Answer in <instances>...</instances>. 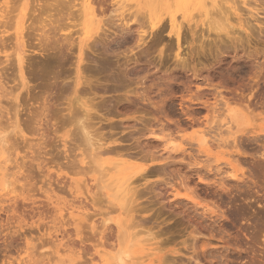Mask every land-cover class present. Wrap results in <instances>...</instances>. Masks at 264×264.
I'll use <instances>...</instances> for the list:
<instances>
[{
	"label": "bare ground",
	"instance_id": "bare-ground-1",
	"mask_svg": "<svg viewBox=\"0 0 264 264\" xmlns=\"http://www.w3.org/2000/svg\"><path fill=\"white\" fill-rule=\"evenodd\" d=\"M18 1H21L25 7V10L24 12H22V14L20 15V17L18 18L17 15H14V12L16 13V11L18 10V8H14L15 7V3L18 2ZM79 1V0H78ZM134 1V4H131L130 0H80L81 3H77V0H3L1 1L0 0V57L3 56V58L5 60H0V159L3 158L2 161H0V171L2 172V177H1V192L2 194L0 193V216H2L3 214H5L6 216L9 217V221L7 223V221H5L7 224L4 226L3 224L1 225L0 224V236L1 235H4L5 239L3 240V248H9V250L13 247H18L17 243L14 242V239L16 237H14V239H10L12 241H8V238H6L7 236V233L4 234V230H7V229H10L12 227H14L13 225L16 224V230L13 231V234L14 236L15 235H18V239L21 238V231H23V229H26V227H28V223H27V214L31 213L30 211H26L24 212L23 211H19L18 209H16L17 207L13 208V207H9L7 208V205L5 201H3L4 199H2V197H5V198H8L11 194H14L15 195V198L17 197H20L18 196V191L16 192V184H19V183H16L18 181H15V182H9L10 178L9 176L7 177V174L9 172V169L11 168L10 165L15 163L14 160H13V157H11L12 153L14 152V154H16L17 150L20 148V146L22 145V143H24L25 147L29 146L28 149H31L33 150L35 148V146H40L43 145L44 143V140L43 138L46 135H44V133H40V140H43V142H38L39 144H32L34 142H31L33 141L32 139H29L28 138V131L31 129V131H29L30 133L33 132V134L30 136H35L37 135V133L39 134L40 131H44V128L42 129L43 126V123L47 122L46 119H50L49 116H52L53 117V113L50 114V112L48 113V111H54V117L55 115L58 113V119L62 116H60V114L64 115V112L61 113V109H57L58 105H56V101L53 102L52 101V105H51V100L49 101V96L47 98V94L46 93V97H44V93L42 91V94L44 95H37L35 93H32L33 89L31 88V84L30 82H32V80L30 79H35V80H42L44 83H45V79L48 80V84H45L46 86H50V87H55L56 88V91L58 92V89H59V93H62V95L64 94H67V96H65L66 98H68V104H67V115H64L62 120L65 121L64 124H66L65 127L71 125L72 127H74V130H67L65 131V134L62 136L63 138V143H64V148H67V141L66 139L72 137L71 139V142L73 141V139L75 138L76 140H74V142L77 141L80 142V137L78 135H81L82 138L85 139V141H87V145L89 148H91V151L93 152V156H91L93 159V163L94 161L96 162H100L101 163V157L102 155L105 156V153L109 152H113L117 154V148L115 147H107V144L105 143H102V139H98L96 140V142L94 143V139L95 138V135L92 134L89 126H86L85 123H88V125H90V127L93 125L92 124V117L91 116L94 111V109L92 108L91 105H88L89 102L87 103L88 100L86 101H83L82 100V97L80 98L79 95H82L83 93L85 95L83 96H86L87 94L89 95H94L92 94L93 92V88H92V81L93 78H95L96 76H100V77H104L105 78V81L107 82H103V83H100L102 85H100L99 87H102L103 91L102 90V93L105 92L107 94V90H108V87H113L112 88V91L111 92H115L117 91L118 92V89L120 91V88H125L126 87V84L128 81L131 80V76L134 75V69L136 71V66L137 65H140L141 63V59L142 58H147L149 55H151V51L156 48V45L157 44V41L158 43L163 41V35L166 34V36H168L170 39V42L172 41V39L174 40L175 39V42H176V48H177V51H176V55H175V58H176V66L177 68L175 67V71H177L178 69L179 70H182V72L184 71L186 74H189L190 70H192L191 66L193 67V64L190 62L189 63V60L188 58H186L185 56H182L183 53H182V46H183V42H188V36L191 37L192 39V42L190 43L191 45H193L196 41V37H197V40L199 39V36H201L202 40H204L203 38L205 37V33L204 31H206L208 33V40L210 39L211 37V34H213L215 37V39H212L211 37V42L213 43V46L210 48L211 49H207V50H212L215 49L216 52L215 55L217 54V58L220 57V62H224L222 63L223 65L226 63L225 61V57H227L229 54L231 55V53H234V60L235 62L233 64H227V66L225 68H222L221 66V71L220 73H217L218 75H216L217 77L214 76V78L210 77V79L208 78H205V81H204V85H196L197 86V92L193 95H190V97H185V100H188L190 103L192 104H200L202 107H204L205 109L208 108V110H210V105H213V107H211V110L212 108H215V107H218L219 105L222 106V108L224 109L223 113H224V120L226 121V125L228 126L227 129L229 130L228 132L230 133L231 130H236V133H231L230 135V138H233V141L231 142L230 140L227 139V136L226 139L228 140L226 144H231L232 143V148L233 150L236 149L235 153L234 154H237L239 156H243V158L245 156H251L250 159L252 158V160L250 161V163L252 164V168L250 167V173L249 176V181L251 180L255 186H258V188H264V185L260 184L261 182L263 183L264 182V116L260 119H262V123L261 125L259 126V130L255 129L254 128H250V129H247L248 127V115H250L252 112V105L253 106H257V104L259 103V105H261L262 109H264V86L261 84V81L262 79H264V64L263 63H255L256 59L259 61L258 57L261 56V53L264 52V48L262 47V52L260 53L259 51H261L259 48V46L257 47L256 46H253L252 44V39H254V41L256 40V42H261L262 40L264 41V23L262 24L260 22V17L258 19V15H259V11L260 9H256V8H250L249 6H247L249 8V11H253V12H250V15H251V18H254V20H252L253 22H255L257 25H258V31L256 30V27H254L253 23L249 22L251 21L249 19H244L243 18V14H241V8L240 6H246V5H249L250 3H248L249 1L247 0H210L209 2L207 0H132ZM253 1V0H252ZM255 3H260L259 5L260 6H263L262 8H264V0H254ZM14 3V4H12ZM77 3V4H76ZM17 4V3H16ZM107 5H111L110 9L109 6ZM251 6V5H250ZM255 6V4H254ZM19 7V6H18ZM107 7V8H106ZM116 7V8H115ZM259 7V6H258ZM257 7V8H258ZM110 10H109V9ZM260 8V7H259ZM15 9V11L13 10ZM251 9V10H250ZM110 12H109V11ZM196 10H198V12H196L195 14H193ZM245 10V9H244ZM263 10V9H262ZM109 13H108V12ZM246 11V10H245ZM248 11V10H247ZM30 13V14H29ZM261 13V12H260ZM247 14V13H246ZM245 15V14H244ZM261 16V14H260ZM27 17L28 19L31 21L29 25H26L28 23H26V20H27ZM203 26V27H206L205 30H203L201 32V34L199 36H196L197 33H198V30L199 29L198 27V24H200ZM252 25H251V24ZM146 28H148L146 30ZM114 29V30H112ZM202 29V28H201ZM116 30V31H115ZM255 30L257 31L255 34ZM13 32V34L11 33ZM108 32L112 33L113 34V38L110 39V40H106L105 38H108L109 35H108ZM199 34V33H198ZM242 34V36H241ZM243 34L246 35V40H244L242 37H243ZM150 35H153L154 38L157 37V41L156 43L154 44V42L152 41L153 45H150L146 40V36H150ZM244 35V37H245ZM76 36V37H75ZM165 36V37H166ZM26 37L28 39L30 38H35V41L37 39L38 43L35 45V49L38 48V51L37 50H33L32 49V52L34 53H41L42 55L46 52H48L49 50V45L54 42H51L53 39H55V43L54 45L51 44V46L54 50V54L55 55H52V56H48L46 58H42V60L38 59L39 61H34V59H31L32 62H28V59H26L25 57V53H27L26 49L29 45V43L27 44L26 42L28 41L26 39ZM38 37V38H37ZM135 37V38H134ZM164 37V39H166ZM200 38V39H201ZM26 39V40H25ZM154 40V39H153ZM205 40L207 41V37L205 38ZM34 41V39H33ZM54 41V40H53ZM201 41V40H199ZM29 42V41H28ZM50 42V44H49ZM168 42V41H167ZM210 42V40H209ZM210 42V43H211ZM112 43H116V46L114 47H111ZM173 43V41H172ZM204 43V42H203ZM202 43V44H203ZM262 43V42H261ZM264 43V42H263ZM131 44V46L129 48H127V46H129ZM133 44V45H132ZM175 44V43H174ZM202 44L201 45V48H200V51L201 49H203V46ZM206 44V43H205ZM260 44V43H259ZM99 45H104V49L101 50L100 52V47ZM127 45V46H125ZM156 45V46H155ZM164 45V44H162ZM168 45V44H167ZM263 45V44H261ZM50 46V47H51ZM125 46L127 49H125L124 51H120L121 48ZM160 46H161V43H160ZM172 46V44H171ZM209 46V45H208ZM246 46L248 48H246ZM32 48V46H31ZM30 48V49H31ZM159 48V47H158ZM167 48V47H166ZM169 48V47H168ZM174 48V46L172 47V49ZM124 49V48H123ZM193 51L194 49L191 48ZM52 50V51H53ZM87 50H91V52H95L94 54H97L99 56H102V58L99 57V59H96L94 60V58L91 57V59H93L94 61H92V66H87V64H89V61H86L87 60V57L86 56V53H87ZM184 50V49H183ZM50 51V50H49ZM120 51V52H119ZM167 51V50H166ZM209 51V53H210ZM240 51L244 52L243 54H240ZM158 52V51H157ZM174 52V51H173ZM189 52V51H188ZM199 52V50H198ZM196 52V53H198ZM205 52V51H204ZM202 51V53H204ZM207 52V51H206ZM169 53V52H168ZM187 53V52H186ZM200 52V54H202ZM31 54V53H30ZM76 55V60L75 62H73L71 60V56L73 55ZM171 54V51L169 53V55ZM188 54V53H187ZM186 54V55H187ZM211 54H213L211 52ZM263 54V53H262ZM89 55V53H88ZM114 57L113 55H115L117 57H114L113 59H111L110 57L111 56ZM163 51L162 49H160V52H159V61H161L163 58ZM168 55V56H169ZM199 55V54H198ZM30 56V55H29ZM27 56V57H29ZM47 56V55H46ZM96 56V55H95ZM172 56V55H171ZM190 56V54H189ZM206 56V55H205ZM32 57V56H31ZM97 57V56H96ZM95 57V58H96ZM123 58V59H121ZM173 58V57H171ZM228 58V57H227ZM233 58V57H232ZM1 59V58H0ZM90 59V58H89ZM122 61H121V60ZM167 59V58H166ZM263 59V58H262ZM116 60V61H115ZM30 61V60H29ZM72 61V62H71ZM165 61V60H164ZM218 61V60H216ZM229 61V60H228ZM263 61V60H262ZM72 63L75 68H74V76L72 79H69L67 81L69 82H66L65 78L63 77L62 79V76L59 75L60 72L58 73H55V70L57 68H60L62 65H66L67 63L69 64ZM232 63V61H230ZM229 62V63H230ZM170 63V62H169ZM168 63V65H169ZM145 64V63H144ZM149 64V63H148ZM167 65V64H166ZM167 65V66H168ZM221 65V64H219ZM62 66V67H64ZM225 66V65H224ZM223 66V67H224ZM66 67V66H65ZM220 67V66H219ZM73 68V67H72ZM71 68V69H72ZM191 68V69H190ZM204 68H208L207 67H204ZM214 68V67H213ZM62 69V68H61ZM70 69V68H69ZM70 69V71H71ZM174 69V68H173ZM195 69H196V66H195ZM64 70V69H63ZM66 70V69H65ZM73 70V69H72ZM212 70V69H210ZM209 70V71H210ZM139 71V69H138ZM190 71V72H189ZM196 71V70H195ZM69 72V71H68ZM181 72V71H180ZM189 72V73H188ZM27 73L29 74V78L27 77ZM198 73V74H197ZM52 74H54V76H52ZM69 74V73H68ZM68 74L66 75L68 77ZM137 74V73H136ZM135 74V75H136ZM72 75V74H70ZM138 75V74H137ZM136 75V76H137ZM173 74L171 73V76ZM192 75L195 76L194 79H200V73L199 72H196V73H193ZM244 75V76H243ZM53 77V79L55 80L53 82V79L51 77ZM60 76V77H59ZM65 76V77H66ZM176 76V75H175ZM184 75H182L181 77H183ZM189 76V75H188ZM202 76V75H201ZM234 76L236 77L237 76V79L241 78L240 80H235ZM243 76V77H241ZM247 76V77H246ZM66 77V78H67ZM102 77V78H103ZM134 77V76H133ZM185 77V76H184ZM207 77V76H206ZM239 77V78H238ZM246 77V82L245 83V78ZM70 78V77H68ZM140 78V77H139ZM172 78H175V77H170V79L168 80V82L166 83L167 86L166 88L170 91V90H173V82H175V80L173 81ZM204 78V77H203ZM215 78H219L220 82L219 84H217L220 87H223L225 89V91L227 90L228 91V96H225L221 90L220 92H216L217 88L215 87L216 84H214L215 82L213 81ZM244 78V79H243ZM247 78H248V81H247ZM30 82H29V80ZM137 79V78H136ZM142 79V78H141ZM177 79V78H175ZM180 79V78H179ZM177 79V80H179ZM194 79H190L191 81L194 80ZM213 79V80H212ZM243 79V80H242ZM46 80V81H47ZM52 80V81H51ZM102 80V79H101ZM164 80V79H163ZM189 79H187L188 81ZM188 81L190 84H185L183 82H185L186 80L184 79L182 81V79L180 81L182 82H179L181 83L180 85H178V88L181 87V85L184 87V90H186L187 88H191L189 87V85L191 86L193 81ZM17 81H20L19 83ZM39 81V83H40ZM41 81V83H43ZM132 81V80H131ZM161 81V80H160ZM164 81H167V80H164ZM173 81V82H172ZM201 81V80H200ZM10 82L12 83H16V85H18V89L22 90L24 89L26 93L28 94H35V97L33 98L32 97H29V98H33L35 101L34 104L39 103L40 102H43L42 104H39L38 103V106H40L38 109L37 107H35L37 109L34 110L35 113L32 114V112H29L30 113V117L28 116L26 119L22 117V115L24 116L25 114L23 112L24 111V108L26 106V104L24 105L22 102L23 100L21 99V91L20 92H17L16 90H13V86L15 87V89H17L16 85L14 84L12 86V88L10 87ZM172 82V83H171ZM186 82V83H188ZM214 82V83H213ZM239 82V83H238ZM43 83V84H44ZM185 85H183V84ZM194 83H196L194 81ZM105 86H104V85ZM161 84V83H160ZM165 84V85H166ZM10 85V86H9ZM38 85V84H37ZM144 85V84H143ZM158 85V84H156ZM187 85V86H186ZM233 85V86H232ZM237 85V86H236ZM42 86V84H41ZM104 86V87H103ZM180 86V87H179ZM232 86V88H231ZM235 86V87H234ZM38 87V86H37ZM120 87V88H118ZM186 87V88H185ZM215 87V89H214ZM39 88V87H38ZM43 88H47L43 85ZM49 88V87H48ZM58 88V89H57ZM98 88V87H96ZM218 88V89H219ZM11 89V90H9ZM54 89V88H53ZM99 89V88H98ZM114 89V90H113ZM117 89V90H116ZM165 88H163L164 90ZM221 89V88H220ZM259 89L260 91L262 90L263 94H260L258 95L259 93ZM38 90V89H37ZM42 90V89H41ZM52 90V89H51ZM143 90V88H142ZM162 90V91H163ZM191 90V89H190ZM214 91L215 92V96L216 99L213 103H210V101L208 99H204L203 100V93L204 91ZM32 91V92H31ZM95 91V90H94ZM128 91V90H127ZM132 91V90H131ZM130 91V92H131ZM188 91V90H187ZM45 92V91H44ZM95 92H98V91H95ZM109 92V90H108ZM113 92V93H114ZM126 92V91H125ZM129 91L126 92V94L122 95L124 98L126 97V100H130V103L131 101L133 102V100L129 99V97L131 96H135V98H138L139 101H142V102H146L147 104H151L152 106L154 105L155 108L157 109H160L159 105H155L153 102H151V98H149L147 95L143 96L144 93L142 92V96H140L141 93H137L135 92L133 94L130 93ZM161 92V91H160ZM174 92V90L172 91ZM171 92V94H172ZM190 93L193 92V91H189ZM260 92V93H262ZM24 93V92H23ZM37 93V92H36ZM91 93V94H90ZM116 93V92H115ZM130 93V94H129ZM163 93V92H161ZM25 94V93H24ZM79 94V95H78ZM98 94V93H97ZM95 93V96L97 95ZM58 95V93H57ZM61 96V94H59ZM63 95V97H64ZM213 96V94H211ZM224 95V96H223ZM257 95V96H256ZM21 96V97H20ZM31 96V95H29ZM42 96V97H41ZM162 95L161 97V100L162 102H158V104H164L166 101L164 100L166 96ZM187 96V95H185ZM213 96V97H215ZM59 97V96H58ZM88 97V95H87ZM103 97V96H102ZM119 97V96H118ZM121 97V95H120ZM258 97V98H257ZM53 98V96H52ZM61 98V97H60ZM65 98V99H66ZM124 98H121V99H124ZM205 98V97H204ZM21 99V103H19V100ZM26 99V98H25ZM41 99H44V101H42ZM56 99L57 96H56ZM91 99V98H89ZM121 99H117L119 100V103H123L124 100H122L120 102ZM154 99V98H153ZM167 99V98H165ZM41 100V101H40ZM64 100V99H63ZM115 100V101H117ZM136 100V99H134ZM169 99H167L168 101ZM183 100V98H182ZM214 100V99H213ZM7 102L9 103V105L7 107H5V104H3L2 102ZM31 101V100H30ZM59 101V100H58ZM61 101V100H60ZM114 101V100H113ZM137 102L136 103H140V102ZM212 101V100H211ZM29 103V101H26V103ZM93 102V101H91ZM90 102V103H91ZM129 102V101H128ZM127 102V103H128ZM141 102V103H142ZM254 102L255 105H254ZM49 103V104H48ZM100 103V102H99ZM118 103V101H117ZM125 103V102H124ZM24 106H22V105ZM58 104V103H57ZM102 104V103H101ZM100 104V105H101ZM133 104V103H132ZM135 104V103H134ZM133 104V105H134ZM167 104V103H165ZM164 104V105H165ZM12 105V106H11ZM57 106L54 108H56L54 110V108H51L50 106ZM62 105V104H61ZM126 105V104H125ZM140 105V104H139ZM149 105V106H151ZM187 105V104H186ZM10 106V107H9ZM36 106V105H35ZM138 106V105H137ZM24 107V108H23ZM28 106H26L27 108ZM30 107H33V104L32 106ZM50 107V108H49ZM107 107V106H106ZM135 107V105L133 106ZM139 107V106H138ZM136 107V110L137 108ZM153 107V108H154ZM29 108V107H28ZM49 108V110H48ZM104 108V107H103ZM154 108V109H155ZM191 108V107H190ZM53 109V110H52ZM106 109V108H105ZM131 109V108H129ZM135 109V108H134ZM138 109H142V108H138ZM153 109V110H154ZM189 109V108H188ZM203 109V108H202ZM201 109V110H202ZM217 108H215L216 110ZM219 109V108H218ZM222 109V110H223ZM29 110V109H28ZM59 110V111H58ZM96 110V108H95ZM134 110V111H136ZM256 110V108H255ZM55 111L57 112L55 114ZM65 111V109H64ZM65 111V112H66ZM131 111V110H130ZM129 111V112H130ZM133 111V109H132ZM138 111V110H137ZM137 111L135 112V114L137 113ZM214 111V110H212ZM221 111V110H220ZM258 111V110H257ZM264 111V110H263ZM262 111V112H263ZM97 112V111H96ZM109 113V110L107 111ZM209 112V111H208ZM92 113V114H91ZM108 113L104 114V119L103 121H105L108 125V127H110V131L113 130V129H118L122 126L120 125H116L115 122L113 123V119L112 118H109V117H106L108 115ZM111 113V112H110ZM132 113V112H130ZM141 113V112H140ZM139 111L137 114H140ZM145 113V112H143ZM149 113V112H148ZM214 113V112H212ZM211 113V114H212ZM218 113V112H217ZM222 113V114H223ZM256 113V111H255ZM254 111L252 113L251 116H253V114H255ZM261 113V112H260ZM258 113V114H260ZM49 114V115H48ZM112 114V113H111ZM122 114V113H121ZM147 114V113H146ZM215 114V113H214ZM220 114V113H219ZM27 115V114H26ZM110 115V114H109ZM108 115V116H109ZM144 115V114H142ZM221 115V114H220ZM264 115V114H262ZM261 115V116H262ZM103 116V114L101 115ZM111 116V115H110ZM256 116V115H255ZM254 116V117H255ZM260 116V115H259ZM26 117V116H25ZM166 117V116H165ZM188 119L191 120V122L193 121L194 123H192V127H193V124H197V117L195 116V114H188ZM214 117V119L216 118L215 116L212 115V118ZM101 118V117H100ZM155 118V117H154ZM221 118V117H219ZM250 118V117H249ZM252 120H253V117H251ZM158 119V118H157ZM157 119H154V121L156 122ZM212 119V120H214ZM255 119V118H254ZM55 121L56 118L54 119ZM151 120H153L152 118L149 119L147 118V116H139V117H136V116H133L131 117V119L127 118L126 120H122V122H126V121H131L132 123L135 121L137 122L140 126H142V128H136L131 131V133L133 132L134 135H138L136 137L132 136L131 133L129 135V137H131V139H133L134 141H136L138 147H141V140L143 138H145V136H153V137H158L159 139H165V136L169 139V135H163V136H160V135H156L155 134V131L152 130V128H148L149 126L152 127V124H151ZM60 121V120H59ZM57 121V123L59 122ZM94 121V120H93ZM150 121V122H149ZM163 121V120H162ZM49 122V121H48ZM119 122V121H118ZM134 122V123H135ZM149 122V123H148ZM158 122V120H157ZM156 122V123H157ZM161 122V121H160ZM159 122V123H160ZM166 122V121H165ZM252 122V121H251ZM51 123V121L49 122ZM56 123V122H55ZM101 123V122H100ZM103 123V122H102ZM109 123V124H108ZM121 123V122H120ZM130 123V122H129ZM127 124L125 125L126 123H124L125 126H123L125 129L126 128H130V127H133L134 124ZM154 123V122H153ZM214 123V122H213ZM24 124V125H23ZM46 124V123H45ZM63 124V126H64ZM68 124V125H67ZM92 124V125H91ZM149 124V125H148ZM199 125L201 123H198ZM49 125V124H48ZM54 124H51V126H53ZM132 125V126H131ZM137 124L134 125V128ZM148 125V126H147ZM154 125V124H153ZM160 125V124H158ZM198 125V126H199ZM253 125V123H252ZM24 126V127H23ZM120 126V127H119ZM155 126V125H154ZM161 126V125H160ZM163 126V129L166 128L164 127L165 125H162ZM178 126V125H177ZM176 126V127H177ZM187 126V125H186ZM191 126V125H189ZM257 126V125H256ZM28 127V128H27ZM31 127V128H30ZM37 129H36V128ZM107 126L105 127L108 128ZM137 127V126H136ZM181 127L178 126L177 128ZM202 126H200L199 128H201ZM254 127V126H253ZM23 128H25L26 130H24ZM30 128V129H29ZM49 128V127H48ZM58 128V127H57ZM93 128V126H92ZM256 128V127H255ZM28 129V131H27ZM35 129V130H34ZM150 129V130H149ZM163 129L162 132L164 131ZM167 129V128H166ZM182 129V128H181ZM180 129V130H181ZM192 129V128H191ZM219 129V128H218ZM47 130V129H46ZM75 130H78L77 132H75ZM120 130V129H119ZM127 130V129H126ZM124 132H120V133H125ZM131 130V129H130ZM147 130L148 131V134H147ZM152 130V131H151ZM179 130V129H178ZM206 129L204 130H196L194 135H192V138L190 140H192L193 142L196 141L198 144V147H199V153L202 154V150L201 149H205V147L207 148V146H209V144H211L212 142H210L207 138V134L205 131ZM58 131V130H57ZM97 131V130H96ZM95 131V132H96ZM117 131V130H116ZM123 131V129L121 130ZM209 131V130H208ZM27 132V133H26ZM45 132V131H44ZM48 132V130L46 131ZM50 132V131H49ZM109 132V131H108ZM118 132V131H117ZM161 132V131H160ZM185 132V130H184ZM216 132V131H215ZM226 132V131H225ZM224 132V133H225ZM114 133V132H112ZM111 133V134H112ZM180 133V132H179ZM116 134V133H114ZM113 134V136H114ZM236 134H240L239 136ZM16 137V139L14 140V136ZM72 135H76L78 136L79 139H77V137H74ZM104 135V134H103ZM38 136V135H37ZM209 136V135H208ZM219 136V135H218ZM223 136V135H222ZM48 137V136H47ZM51 137V136H50ZM55 137V136H54ZM100 138H102L103 136H101V133H100ZM126 137V135H125ZM182 136H180L181 138ZM212 137V136H211ZM244 138L242 140L246 141L245 143L248 145V146H253V148L251 147V149L247 146V148H249L250 150H252V153H247V151L249 150H244L242 151V148L240 147V145L243 146V144L241 143L240 144V140L241 138ZM13 138V139H12ZM37 138V137H36ZM57 138V137H56ZM120 138V137H119ZM119 138H113L114 140H110L111 142L109 143V145L111 144L112 146L115 144H119V142H122L124 141L125 139H123V136H121L120 140L118 141ZM147 138V137H146ZM190 138V136H189ZM215 138V137H214ZM213 138V139H214ZM17 139L21 140L17 141ZM93 139V141H92ZM110 139V138H109ZM111 139H112V136H111ZM129 139V138H128ZM127 139V140H128ZM212 139V138H211ZM212 139V140H213ZM36 140V139H35ZM48 140V138L46 139ZM60 140V139H59ZM79 140V141H78ZM82 140V139H81ZM102 140V141H101ZM150 140V139H149ZM222 140V139H221ZM241 140V142H242ZM37 141H39V139H37ZM36 141V143H37ZM69 141V140H68ZM108 141V140H106ZM126 141V140H125ZM130 141V140H128ZM143 141V140H142ZM171 141V140H170ZM183 141V140H182ZM216 141H218V139H216ZM220 141V140H219ZM218 141V142H219ZM230 141V142H229ZM243 141V143H244ZM70 142V141H69ZM82 142V141H81ZM84 142V141H83ZM93 142V143H92ZM184 142V141H183ZM221 142V141H220ZM47 143V142H46ZM45 143V144H46ZM77 143H74L75 145H77ZM172 143V142H171ZM176 143V142H175ZM244 143V144H245ZM254 143V144H252ZM152 144H154V142H150L148 141L147 143L143 144V150H141L143 153V155H139V156H142L140 159H143L144 161H150L152 164H161V163H166L168 162V160H171L173 157L170 155L169 157H165V155H161L160 157L157 155V153L159 154V152H155L154 150L152 149H155V147L152 146ZM177 144V143H176ZM226 144H223V143H220V144H217V145H224L226 146ZM110 145V146H111ZM121 145V144H120ZM172 146L174 145V147H172L170 149V152H174L175 150L178 152V148L175 146V144H171ZM170 145V146H171ZM212 145V144H211ZM255 145V146H254ZM70 146V145H69ZM73 146V144H72ZM155 146V145H154ZM223 146V147H224ZM77 149H79V145H77ZM117 147V146H116ZM119 147V146H118ZM179 149H181L183 147V144L178 146ZM227 147V146H226ZM244 147V146H243ZM47 147L45 146V149ZM71 148V147H70ZM88 148V149H89ZM209 148H211L209 146ZM229 148V147H228ZM231 148V147H230ZM235 148V149H234ZM245 148V147H244ZM41 149V148H40ZM226 149V148H224ZM35 150V149H34ZM38 150V149H37ZM43 150V148H42ZM69 149L66 150V152H68ZM72 150V148H71ZM117 150V151H116ZM122 150V149H121ZM120 150V151H121ZM45 151V150H44ZM43 151V152H44ZM70 151V150H69ZM89 151V150H88ZM124 151V150H123ZM122 151V152H123ZM154 151V152H153ZM230 151V150H229ZM12 152V153H10ZM16 152V153H15ZM38 152V151H37ZM42 152V153H43ZM73 152V151H72ZM35 153V151H34ZM38 153H41V152H38ZM37 153V154H38ZM46 153V152H45ZM43 153V154H45ZM48 153V152H47ZM46 153V154H47ZM74 153H75V150H74ZM120 154V152H118ZM176 153V152H174ZM73 154V153H71ZM115 154V155H116ZM122 154V153H121ZM185 154V153H184ZM223 154V153H222ZM232 153V158H233V155ZM248 154V155H247ZM40 155V154H39ZM75 154H73L74 156ZM80 155V154H79ZM107 155V154H106ZM114 155V154H113ZM129 155V154H128ZM228 155V154H226ZM231 155V154H230ZM26 156V154H25ZM24 156V157H25ZM35 156V155H34ZM86 156V155H85ZM117 156V155H116ZM122 156V155H120ZM131 156V155H130ZM185 156V155H184ZM199 155L197 154L196 156L195 155H192L190 154V159L192 161L191 164H189L190 166H192L193 168L191 169V174L192 176L195 175L197 176L199 182L198 184L200 185H205L206 187H215V189H217V193L218 191L221 192V195L222 193H226L227 194H232L234 193L233 190H235L234 188H240V186H244L246 183V172L243 168H237L235 167L230 161L227 162V165L229 167H231V171L230 172L228 170V175L226 176H223V173H221L220 171V168H218L219 170H215L213 172H215L214 174H211L212 173V166L210 167H204L202 166V163H201V159H199L198 157ZM236 156V155H235ZM237 156V158L239 157ZM124 157H126L124 155ZM136 157V155H135ZM15 158V157H14ZM35 157H32L33 160ZM38 158V157H36ZM40 158V157H39ZM74 158V157H73ZM78 158V157H77ZM89 158V157H88ZM118 158V156H117ZM134 158V156H133ZM179 158V157H178ZM201 158V157H200ZM208 158V157H207ZM231 157H229L230 159ZM242 158V159H243ZM25 159V158H24ZM43 159V158H42ZM41 159V160H42ZM45 159V158H44ZM53 159V158H52ZM68 159L69 156H68ZM67 159V160H68ZM76 159V158H75ZM90 159V158H89ZM96 159V160H95ZM131 159V158H130ZM135 159V158H134ZM138 159V158H136ZM175 158H173L174 160ZM185 159V158H184ZM184 159H182V161H184ZM209 159V158H208ZM207 159V161L209 162V160ZM239 159V158H238ZM241 159V160H242ZM247 159V158H246ZM245 159V163L247 164V161L249 160H246ZM17 160V159H16ZM40 160V159H39ZM66 160V159H64ZM77 160V159H76ZM85 160H87L85 157H84V153H81V158L78 161L79 165L81 164H84L85 163ZM100 160V161H98ZM142 160V161H143ZM232 160V159H230ZM233 162H236V158H234ZM244 160V159H243ZM242 160V161H243ZM30 161V160H29ZM32 161V160H31ZM37 161V159H36ZM35 161V162H36ZM68 160L66 164L67 167L66 168H63V169H69V171L71 173H74V175H78V174H81V173H85L84 172V168H82V170L80 171V169L77 170V168H79L77 166V162L74 161V160ZM180 161V162H174V161H170V164L172 163L173 165L176 164L177 165H180L182 166L184 163ZM213 161V160H212ZM240 161V160H239ZM12 162V163H11ZM28 162V161H27ZM38 162V161H37ZM43 162H46L45 160ZM50 162V161H49ZM59 162V161H58ZM91 162V161H90ZM96 162V164H97ZM211 162V161H210ZM209 162V163H210ZM244 162V161H243ZM16 163H18L16 161ZM29 163V162H28ZM41 163V162H40ZM56 163V162H55ZM60 163V162H59ZM62 163V162H61ZM87 163V162H86ZM85 163V164H86ZM92 163V162H91ZM131 163V162H130ZM204 163V161H203ZM237 163V162H236ZM239 163V162H238ZM26 164V163H25ZM38 164V163H37ZM54 164V163H53ZM58 164V163H57ZM110 164H113L112 168L113 171L115 169V172H118V168L125 165L126 162L125 161H116V162H112ZM169 163H166V166L168 165ZM16 165V164H14ZM21 165V164H20ZM102 165V163H101ZM165 165V164H164ZM161 166V168L159 169V175L158 177L160 176L161 177V174L164 175L166 173V170H165V167ZM225 165V164H224ZM239 167H241L242 165L240 164H237ZM244 165V163H243ZM248 165V164H247ZM12 166V165H11ZM60 166V165H59ZM64 166V165H62ZM89 169L92 168V166L89 164L88 165ZM172 166V165H171ZM179 166V167H180ZM201 166V167H200ZM227 166V167H228ZM250 166V165H249ZM248 166V167H249ZM20 167V166H19ZM25 167V165L23 164V168ZM65 167V166H64ZM91 167V168H90ZM98 167L101 168V166L98 164ZM107 167V166H106ZM169 167V166H168ZM244 167V166H242ZM246 167V168H248ZM62 168V167H61ZM86 168V169H87ZM171 168V167H170ZM210 168V169H209ZM62 169V170H63ZM93 169V168H92ZM91 169V170H92ZM97 169L96 171H98V168H95ZM102 169V168H101ZM100 169V170H101ZM110 169V170H111ZM117 169V170H116ZM128 169V168H126ZM158 169V168H157ZM217 169V168H216ZM11 170V169H10ZM14 170V169H13ZM21 170V167L20 169L18 170L20 172ZM87 170V171H88ZM91 170L89 173H91ZM99 170V172H100ZM108 170V169H106ZM169 170V169H168ZM17 171V173H18ZM45 171V170H43ZM68 171V172H69ZM86 171V170H85ZM138 171L140 172L139 175H141L140 177L142 179H147L148 176H150V173L148 175H144L146 172V169L145 167H141L139 166L138 167ZM173 171V170H172ZM26 172V171H25ZM67 172V173H68ZM102 173H106L105 172V167H104V171H101ZM108 172V171H107ZM111 172V171H110ZM113 172V173H115ZM137 172V171H136ZM149 172V171H148ZM227 172V171H226ZM12 173V172H11ZM10 173V175H11ZM88 173V174H89ZM153 173V172H152ZM151 173V175H152ZM222 175H221V174ZM14 174V173H13ZM20 174L23 176L24 173L22 174L20 172ZM134 174V172L132 173ZM147 174V173H146ZM225 174V173H224ZM227 174V173H226ZM17 175V174H16ZM75 175V176H76ZM85 175V174H84ZM135 175V174H134ZM132 175V176H134ZM15 176V175H14ZM21 176V179L23 180V177ZM79 176V175H78ZM83 176V175H81ZM87 176V175H86ZM107 176H109V173L107 174ZM147 176V177H146ZM154 176V174H153ZM186 176V175H185ZM182 175V177H180L179 175V179H181L182 183L183 184V188H184V193H181L179 190H175L174 192V199H172V201L170 202V206H174L176 205L179 206L178 208H180L181 210V213H184L186 216L188 217H191L193 215V219L195 218L197 222L207 226V227H202L205 228V230L207 231L208 229V226H212V225H216L217 223H220L221 219L223 218H232L233 222L235 221L238 222L240 221V215L242 214L241 213V210H234L232 212H230V214H228L229 216L226 217V214L225 212H223L224 210L219 207V206H216V203L211 200V198H206L208 196H205V197H201V195L196 194L197 191H195L194 189L192 190L191 187L189 186L188 182H187V179L189 180L188 176L185 177ZM223 176V177H222ZM260 176H263L262 178V181L259 180V177ZM25 177H28L27 176V173H26V176ZM24 177V179H25ZM53 177V176H52ZM101 177V175L99 176ZM104 177V176H103ZM106 177V175H105ZM140 177H138L137 179L139 180ZM152 176H150V179H151ZM163 177V176H162ZM9 178V179H8ZM13 179V177H11ZM66 178V177H65ZM63 178V179H65ZM107 178V177H106ZM113 178V177H111ZM132 177H130L129 179H127V181L125 183L122 182V184L119 186L115 185L114 187H118V190L116 192L117 194H119V196L117 194H113L114 195V200H115V197H120V200H119V204L118 206L120 208H123L124 205L126 207H130L128 208L127 210L129 211L134 209L137 205L139 200L142 198L141 195L144 193V191H155L154 187H151L149 186H146L142 185L145 187L143 188L142 185L140 184H134L133 182H137V180L133 181L131 180ZM149 178V177H148ZM164 178V177H163ZM28 179V178H26ZM23 180L24 182H26L25 184H22L21 188L23 190H26V193L28 192V190L30 191L32 189L31 185L33 184L31 182V180ZM30 179V177H29ZM101 179V178H100ZM122 179V178H121ZM149 179V180H150ZM69 180V179H68ZM98 180V179H97ZM103 180V178L101 179ZM141 180V179H140ZM60 182V180H58ZM66 181V180H65ZM65 181L63 182L64 185L65 184ZM85 181V180H84ZM87 181V180H86ZM104 181H107L105 178H104ZM114 181H116V179H114ZM130 181H133V182H130ZM231 181L234 182V184L231 185ZM88 182V181H87ZM98 183H100V181H97ZM107 182H103L105 184V187L106 185H109L107 184ZM120 182V179H117V183ZM130 182V183H129ZM135 182V183H136ZM148 182V180H147ZM146 182V185L148 184ZM157 182V181H156ZM154 182L156 185L157 183ZM160 182H162V180H160ZM159 182V183H160ZM164 183H166V185L170 184L169 182H165V180H163ZM13 183H16V184H13ZM23 183V182H22ZM70 183L71 185H69L70 187L72 185H77L78 184V181L77 180H74V179H70ZM96 183V181H95ZM127 183V185H126ZM252 183V184H253ZM97 184V183H96ZM96 184H93V185H96ZM103 184V185H104ZM153 184V185H155ZM197 184V185H198ZM15 185V187L13 186ZM68 185V184H67ZM81 185V184H79ZM83 185V184H82ZM149 185V184H148ZM48 186V185H47ZM59 186V185H58ZM89 186V185H87ZM97 186H100V185H97ZM113 186V185H112ZM142 187L143 189L142 190H139V187ZM190 188H189V187ZM204 186V188H205ZM251 186V185H249ZM18 187V186H17ZM80 187V186H79ZM92 187V186H91ZM113 187V188H114ZM161 187V186H160ZM247 187V186H246ZM20 187H18L19 189ZM78 188V187H77ZM199 188V187H198ZM244 188V187H242ZM250 187H247L246 189H249ZM21 189V190H22ZM49 189V188H48ZM81 189V187H80ZM197 189V188H196ZM251 189V188H250ZM260 189V190H262ZM20 190V189H19ZM43 190V189H41ZM47 190V189H46ZM79 191V189H77ZM83 190V189H82ZM151 190V191H150ZM158 190V189H157ZM44 191V190H43ZM54 191V189H53ZM60 191V190H59ZM57 191V192H59ZM63 191V190H62ZM65 191V190H64ZM89 191V190H88ZM160 191V190H158ZM243 191V190H242ZM245 191V190H244ZM248 191V190H247ZM251 191V190H250ZM32 192V191H31ZM61 192V191H60ZM119 192V193H118ZM148 192V194H150ZM156 192V191H155ZM162 192V191H161ZM240 192H241V189H240ZM30 193V192H29ZM44 193V192H43ZM46 193V192H45ZM206 193V191H205ZM214 193V192H213ZM216 193V192H215ZM216 193V194H217ZM252 193V192H251ZM257 193L260 195V193H262L261 191H257ZM256 193V194H257ZM22 194V193H21ZM154 194V193H153ZM156 194V193H155ZM215 194V195H216ZM20 195V193H19ZM23 195V194H22ZM21 195V196H22ZM28 195V194H27ZM27 195H24L23 196V200L26 201L27 199L25 198ZM92 195V194H91ZM146 197L148 196L147 193H145ZM159 198L157 196L158 199L162 200V193H159ZM220 195V193H219ZM247 195L249 196V193H247ZM255 195V194H254ZM262 195V194H261ZM260 195V196H261ZM93 196V195H92ZM154 196V195H153ZM203 196V195H202ZM214 196V194H213ZM253 196V194H252ZM14 197V196H13ZM94 197V196H93ZM113 197V196H112ZM155 197V196H154ZM152 197V198H154ZM222 197V196H221ZM250 197V196H249ZM256 197V196H255ZM105 198V197H104ZM140 198V199H139ZM148 198V197H147ZM173 198V197H172ZM243 198V197H242ZM262 198V197H261ZM12 199V198H11ZM91 199V198H90ZM145 199V197L143 198V200ZM170 199V198H169ZM9 200V199H8ZM106 200V199H105ZM171 200V199H170ZM169 200V201H170ZM244 201L246 202H249L252 200V198H244L243 199ZM254 200V198H253ZM14 201V200H13ZM97 201V200H96ZM95 201V202H96ZM100 201V200H99ZM98 201V202H99ZM117 200H115L116 202ZM159 201V200H158ZM264 201V200H263ZM10 203V200L8 201ZM12 202V200H11ZM19 202V201H18ZM17 202V204H19ZM97 202V203H98ZM105 202V201H104ZM255 202H259L257 199L255 200ZM91 203V202H90ZM94 203V202H93ZM92 203V204H93ZM111 203V202H109ZM136 203V205H134ZM142 203V202H141ZM251 203V202H249ZM34 204V203H33ZM50 204V203H49ZM48 204V205H49ZM105 204V203H104ZM102 204V205H104ZM244 204V203H243ZM262 203H260L261 205ZM25 205H27L25 203ZM51 205V204H50ZM167 205V204H166ZM219 205V204H218ZM14 206V205H13ZM19 206V205H18ZM88 206V205H87ZM90 206V205H89ZM109 206V205H108ZM143 206V205H142ZM145 206V205H144ZM154 206V205H153ZM164 208H165V204H163ZM249 206V204H248ZM247 206V207H248ZM26 207V206H25ZM39 207V206H37ZM35 207V208H37ZM95 207V206H94ZM103 207V206H102ZM114 207V206H112ZM146 207V206H145ZM145 207H141V208H144L143 211L144 212H147L149 211L150 207L148 209H145ZM104 208V207H103ZM106 208V206H105ZM111 208V207H110ZM109 208V209H110ZM116 208V207H115ZM118 208V207H117ZM116 208V209H117ZM137 208H140V205L139 207ZM140 208V209H141ZM147 208V207H146ZM167 208V207H166ZM165 208V209H166ZM172 208V207H171ZM175 208V206H174ZM243 208V207H242ZM253 208V207H252ZM20 209V208H19ZM38 209V208H37ZM42 210V207L40 208ZM92 209V208H91ZM113 209V208H112ZM136 209V208H135ZM139 209V210H140ZM35 210V209H33ZM32 210V211H33ZM95 210V209H94ZM99 210V209H98ZM107 209L104 210V212L106 211ZM126 210V211H127ZM138 209H136L135 211H137ZM152 210V209H151ZM183 210V212H182ZM223 210V211H222ZM249 210V209H248ZM101 210H99L100 212ZM109 211V210H108ZM115 211V210H114ZM118 211V210H117ZM134 211V210H132ZM261 212H258L259 214L256 215V220L255 222L253 223H248V226L251 227L252 226V229H254L255 231H258V229L260 230L261 227L259 226H264V209L263 210H260ZM102 212V211H101ZM107 212V211H106ZM122 212H125V211H122ZM150 212V211H149ZM162 212V211H161ZM26 213V214H25ZM40 213H46V211L42 212L40 211ZM49 213V211L47 212ZM53 213V212H52ZM83 213V212H82ZM103 213V212H102ZM113 213V212H112ZM127 213V212H126ZM125 213V214H126ZM130 214V212H128ZM142 213V209H141V212ZM36 213H34L35 215ZM40 214V216H42ZM104 214V213H103ZM109 212L108 213H105L104 215H106L107 217L102 221V223H100L101 225L100 226H103L104 227H108L110 226V224L112 223V219L109 218ZM147 214V213H146ZM178 214V213H177ZM32 215V214H31ZM38 215V214H36ZM83 215V214H82ZM88 215V214H87ZM128 215V214H127ZM184 215V216H185ZM244 215V214H243ZM242 215V216H243ZM64 216V215H63ZM86 216V215H85ZM84 216V217H85ZM92 216V214H91ZM124 216V214H123ZM161 216V215H160ZM36 217V216H35ZM38 217V216H37ZM52 217V216H51ZM49 217V218H51ZM88 217V216H87ZM128 217H130L128 215ZM135 217V216H134ZM133 215H132V218H134ZM33 218V217H32ZM63 218V217H62ZM68 218V217H67ZM90 218V217H88ZM131 218V219H132ZM137 218V217H136ZM134 218V219H136ZM139 218V217H138ZM150 218V217H149ZM162 218V217H161ZM130 219V221H131ZM159 219V218H158ZM242 219V218H241ZM15 220V223L13 222ZM45 220V219H44ZM64 220V219H63ZM67 220V219H66ZM70 220V219H69ZM75 220V219H74ZM114 220V219H113ZM124 220V219H123ZM11 221V222H10ZM30 221V220H29ZM36 221L38 220H35V223ZM68 221V220H67ZM139 221V220H138ZM144 221V222H143ZM195 221V220H194ZM249 221V220H248ZM14 224H13V223ZM133 222V221H131ZM137 222V221H136ZM140 222V221H139ZM141 222L146 223L148 224L149 220L148 218L146 220H142ZM208 222L211 223V225L208 224ZM10 223L11 226H10ZM43 223V222H42ZM135 223V221H134ZM138 223V222H137ZM137 223H135L137 225ZM143 223H140V224H143ZM198 223V224H199ZM208 225H206V224ZM32 224V223H31ZM39 224V223H38ZM117 224V223H116ZM120 223H118L117 225H119ZM132 224V223H131ZM150 224V223H149ZM63 225V224H62ZM65 225V223H64ZM89 225V224H88ZM121 225V224H120ZM119 225V228H122V226L120 227ZM133 225V224H132ZM133 226V229L134 227ZM200 225V224H199ZM215 225L213 226L212 230L211 231V227H209V230L208 231H211V237L210 238H215L214 237V233H215V230L217 232L218 229L215 228ZM220 225V224H219ZM235 225V224H234ZM40 226V225H39ZM140 225L138 224L137 227H139ZM141 226H144V225H141ZM193 226V225H192ZM237 226V225H236ZM5 227V228H4ZM14 227V228H15ZM111 227V226H110ZM109 227V228H110ZM113 227V226H112ZM117 227V226H116ZM125 227V226H123ZM136 227V228H137ZM151 227V226H150ZM191 227V226H190ZM115 228V227H113ZM126 228V227H125ZM141 228V227H140ZM139 228V229H140ZM146 228V227H145ZM152 228V227H151ZM244 230H247L246 226L243 227ZM36 229V228H35ZM84 229V228H83ZM100 230V227L98 228ZM98 229L96 230V233L98 231ZM111 229V228H110ZM109 229V230H110ZM117 229V228H116ZM115 229V230H116ZM132 229V226L131 228ZM132 229V230H133ZM138 229V230H139ZM142 229V228H141ZM140 229V230H141ZM215 229V230H214ZM250 229V228H249ZM114 230V229H113ZM154 230V229H153ZM195 230V229H194ZM194 230L189 233L192 237H190L193 241V243L190 244V246H187V242H188V239L187 241H184L183 242V246H185V248L188 249V251L190 250L191 251V255L190 257L188 258V263L187 264H190L191 261L193 260L196 264H202L201 260L199 259L200 255H199V252L197 250V247H196V242L199 241L200 243V240H197V236L194 232ZM223 231V229H221ZM219 229V231H221ZM50 231V230H49ZM71 231V230H69ZM103 231V229H102ZM105 231V230H104ZM103 231V232H104ZM108 231V230H107ZM112 231V229L110 230ZM109 231V232H110ZM145 231V230H144ZM144 231H141L140 233L144 232ZM151 230H146V232H148L147 238H144V239H139L140 238V234H137L139 236H137V234L135 233V235H133L134 233L130 232L133 236H130V234L128 233V230H127V233L129 235H126L127 233H125V231L123 230L122 232L119 230V235L117 237H114V240L111 241V242H114L115 241V238L117 239L113 244L114 245H110L109 243V238H111V235L108 237L107 234H105L107 237H108V241H106L104 244L109 247V249L105 248V251L104 253L102 251H100L98 254L100 255L99 258L102 259V262L104 263H107V264H169L168 262V256L166 257V254L165 252L163 251V248L158 246V243L157 242H153V241H156V236H154L153 233L150 232ZM196 231V230H195ZM198 231V230H197ZM242 231V230H240ZM21 232V233H20ZM25 232V231H24ZM46 232V231H45ZM51 232V231H50ZM56 232V231H55ZM66 232V231H65ZM89 232V231H87ZM108 232V233H109ZM114 232V231H113ZM112 232L113 236H114V233ZM158 232V231H157ZM200 232V231H199ZM214 232V233H213ZM225 232V231H223ZM264 232V231H263ZM47 233V232H46ZM46 233H44L46 235ZM74 233V232H73ZM85 233V232H84ZM95 233V234H96ZM100 233H101V230H100ZM111 233V232H110ZM156 233V232H154ZM210 233V232H209ZM262 233V232H261ZM10 234V233H9ZM53 234V233H52ZM67 234V232H66ZM80 234V232H79ZM78 234V235H79ZM99 234V233H97ZM200 236V233H198ZM244 234V233H243ZM258 234V233H257ZM26 235V234H25ZM22 236V238L26 239L27 236ZM74 236V234H72ZM82 235V234H81ZM100 237L102 235L99 234ZM99 235H96V236H99ZM116 235V234H115ZM159 235V234H158ZM264 235V234H263ZM262 235V236H263ZM65 236V234L63 235ZM217 236V234L215 235ZM220 236V235H219ZM218 236V237H219ZM243 236V238H242ZM242 236H238L237 237H230L229 240H227L226 243L228 246H231L237 250H241L242 251V247H248V248H251L254 255H257L256 251L253 250L255 247L261 249L258 253V260L257 261V264H264V239L261 240V238H258L257 235L255 234H252V235H246V233ZM29 237V236H28ZM43 240V236H40ZM56 237V235L54 236ZM66 237V236H65ZM106 237V238H107ZM264 237V236H263ZM15 239V241L18 239ZM67 238V237H66ZM88 238V237H87ZM105 237H103L102 235V238H98L100 240L102 239H106ZM125 238V239H123ZM189 238V239H190ZM223 238V237H222ZM45 239V238H44ZM52 239V238H50ZM57 239V238H56ZM113 239V237H112ZM111 239V240H112ZM159 239V238H158ZM199 239V238H198ZM260 239V241H259ZM28 240V238H27ZM107 240V239H106ZM160 240V239H159ZM221 240V239H220ZM219 240V241H220ZM224 240V238H223ZM16 241V242H17ZM24 241V240H23ZM38 241V240H37ZM44 241V240H43ZM72 241V240H71ZM81 241H83L84 243V240L81 239ZM80 241V243H81ZM90 241V240H89ZM88 241V242H89ZM93 241V240H92ZM95 241V240H94ZM98 241V240H97ZM21 242V241H20ZM18 242V243H20ZM69 242V241H68ZM160 242V241H158ZM190 242V240H189ZM1 243V242H0ZM17 245L15 246L14 245ZM55 243V242H54ZM61 243V242H60ZM59 243V244H60ZM77 243V242H76ZM86 243V242H85ZM95 243V242H93ZM98 243V242H97ZM101 243V241L99 242ZM103 243V242H102ZM110 245V246H108ZM182 243V242H181ZM205 244L202 245L201 243V249L203 251V256L204 257H209L211 256L213 259V262L214 261H221L222 263H225L227 262L228 260V252H225V253H221L220 251H218V249L216 247H211L212 244H210V240L206 242H204ZM26 244H28L26 242ZM67 244V243H66ZM1 245V244H0ZM1 245V247H2ZM79 245V243L77 244V246ZM85 245V244H84ZM87 245V244H86ZM103 245V244H102ZM101 245V246H102ZM160 245V244H159ZM69 246V245H68ZM76 246V245H75ZM89 246V245H88ZM91 246V245H90ZM99 245L97 244V247ZM100 246V247H101ZM11 247V248H10ZM67 247V245H66ZM70 247V246H69ZM72 247V245H71ZM86 247V246H85ZM85 247L83 246V248L85 249ZM104 247V246H103ZM211 247V248H210ZM5 248V249H6ZM88 248V247H87ZM94 248V247H93ZM96 248V247H95ZM102 248V247H101ZM162 248V249H161ZM83 249V250H84ZM91 249V248H89ZM186 249V250H187ZM200 249V250H201ZM225 250L227 248H224ZM250 249V250H251ZM2 250V249H1ZM6 250V251H7ZM12 250V249H11ZM32 250V249H31ZM224 250V251H225ZM229 250V249H228ZM5 251V250H4ZM66 251V250H65ZM90 251V250H89ZM183 251V250H182ZM69 252V251H68ZM71 252V251H70ZM73 252V251H72ZM71 252V253H72ZM87 251H85L86 253ZM102 252V253H101ZM184 252V251H183ZM2 253V252H1ZM82 253V252H81ZM84 253V252H83ZM88 253V252H87ZM168 253H171V254H174V258H176V255L177 257L179 255H183V253L181 252V249L178 248V249H173L171 251H169ZM7 254V253H6ZM6 254H4L6 256ZM74 254V253H73ZM185 254V253H184ZM8 255V254H7ZM32 255V254H31ZM252 255V254H251ZM4 256V258H5ZM36 256V255H35ZM185 256V255H184ZM188 256V255H187ZM202 256V255H201ZM256 256V257H257ZM1 257V256H0ZM7 257V256H6ZM9 257V255H8ZM38 257V256H37ZM37 257L35 259H32L30 258L29 262L26 263V264H44V262H41L40 258H38L39 260H37ZM240 257V256H239ZM11 258V257H10ZM34 258V256H33ZM44 258V257H43ZM45 259V258H44ZM186 259V258H185ZM207 259V258H206ZM215 259V260H214ZM225 259L227 261H225ZM242 259V258H241ZM43 260V259H42ZM178 260V259H177ZM209 260V259H208ZM252 260V259H251ZM6 261V260H5ZM171 261V260H169ZM174 261H176L174 259ZM179 261V260H178ZM184 261V260H182ZM186 261V260H185ZM216 261V262H217ZM255 260H252V262H250L249 264H256L255 262H253ZM177 262V261H176ZM181 262V261H180ZM179 262V264H180ZM212 262V261H211ZM212 262V263H213ZM220 262V263H221ZM171 263V262H170ZM182 263V262H181ZM185 263V262H184ZM185 263V264H186ZM218 263V264H220ZM221 263V264H222ZM173 264V263H172ZM217 264V263H216ZM226 264V263H225ZM228 264V262H227Z\"/></svg>",
	"mask_w": 264,
	"mask_h": 264
},
{
	"label": "rangeland",
	"instance_id": "rangeland-1",
	"mask_svg": "<svg viewBox=\"0 0 264 264\" xmlns=\"http://www.w3.org/2000/svg\"><path fill=\"white\" fill-rule=\"evenodd\" d=\"M1 1H3V0H1ZM131 2V4H134V1H132V0H130ZM208 2L210 1V0H207ZM247 1H249V0H247ZM258 1H260V0H258ZM81 3L80 2V0L78 1L77 0V3ZM17 3V4H16ZM15 3V7L14 8H18V10L16 11V13L14 12V15H17V17L19 18L20 17V15L22 14V12H24V10H25V7H24V5H23V3L21 2V1H18V2H16ZM76 3V4H77ZM248 3H250L249 5H246V6H240V10H241V14H243V18L245 19H248V21H249V19L251 20V21H249V22H251V23H253V25H254V27H256V30L258 31V25L255 23V22H253L252 20H254V18H251V15H250V12H253V11H249V8L247 7V6H249L250 8L252 7V8H256V9H260V11H259V15H258V19H259V17H260V22L263 24L264 23V8H262L263 6H260L259 4L260 3H255L254 2V0L252 1V0H250ZM12 4H14V3H12ZM254 4H255V6H254ZM251 5V6H250ZM19 6V7H18ZM107 6H109V8L111 7V5H107ZM260 8H259V7ZM258 7V8H257ZM107 8V7H106ZM108 8V9H109ZM116 8V7H115ZM251 8V9H252ZM110 9H112V8H110ZM109 9V10H110ZM246 11H245V10ZM250 9V10H251ZM263 9V10H262ZM14 11H15V9H13ZM108 10V11H109ZM248 10V11H247ZM107 11V12H108ZM110 12V11H109ZM108 12V13H109ZM196 12H198V10H196L193 14H195ZM261 12V13H260ZM247 13V14H246ZM30 14V13H29ZM245 14V15H244ZM260 14H261V16H260ZM30 20L28 19V17H27V20H26V23H28V24H26V25H29L30 24ZM250 23V24H251ZM252 25V24H251ZM256 25V26H255ZM264 25V24H263ZM198 28L199 29H197L198 30V33H197V35L196 36H199L200 34H201V32L203 31V30H205V28L206 27H203L202 25H201V23L200 24H198ZM202 28V29H201ZM148 28H146V30H147ZM112 30H114V29H112ZM255 30V34H257L256 31ZM116 31V30H115ZM12 34H13V32H11ZM204 33L206 34L205 35V37L203 38L204 40H202V38H201V36H199V39L197 40V37H196V41H195V43L193 44V45H191L190 43L192 42V39H191V37L190 36H188V42H183V48H182V53H183V55L182 56H185L186 58H188V60H189V63L191 62L192 64H193V67L191 66V68H192V70H190V71H192V72H188L189 74H186L184 71L182 72V70H177V71H175L176 69H175V67L177 68V66H176V63H177V61H176V58H175V53H176V51H177V48H176V42H175V39L173 40L172 39V41H173V43H172V41L170 42V38L168 37V36H166V34L165 35H163L166 39H164V37H163V41H161V42H159L158 43V41H157V37H155L154 38V36L153 35H150V36H146V41L150 44V45H153V43H152V41L154 42V44L156 43V41H157V44L156 45H158V46H156V48H154L152 51H151V55H149L147 58H142L141 59V63H140V65H137L136 66V71H135V69H134V77L133 76H131V80L130 81H128L127 82V84H126V87L125 88H120V87H118V88H120V91H119V89H118V92L117 91H113V92H111L112 91V88L113 87H108V90H109V92H108V90H107V94L105 93L106 91L105 90H103V88L102 87H99L100 85H102V84H100V83H105L106 81H105V78L103 77H100V76H96L95 78H93V80L92 81H94V82H92V88H93V92H92V94H94V95H89V94H87L88 95V97H87V95L86 96H83V95H85L84 93L82 94V95H79V97L81 96L82 97V100L83 101H86V100H88L87 101V103L89 102V100H90V102L91 101H93V102H89V104L88 105H91L92 106V108L94 109V111L91 113L92 115L91 116H93L92 118V126H93V128H92V126L90 127V125H88V123H85V125L86 126H89V128H90V130H91V132H92V134L93 135H95V138H93L94 139V141H93V139H92V141L95 143L96 142V140H98V139H102V140H104V141H102V143H108L107 144V147H115V148H117V154H116V152L115 153H113V152H111V153H105V156L104 155H102V157H101V163H102V165H101V163L100 162H97V164H96V162L94 161V163H93V159H91L92 157L91 156H93V152L91 151V148H89L88 147V145H87V141H85V139L84 138H82L81 137V135H78L81 139H80V142H78L77 143V141L76 142H74V140H76L74 137H77V139H79L78 138V136H74V135H72L73 136V141L71 142V139H72V137H70V138H68V139H66V141H67V148H64V143H63V138H62V136L65 134V131H67V130H74V127H72L71 125H69V126H67V127H65L66 126V124H64V122L65 121H63L62 120V118H63V116L64 115H67V104H68V95L67 94H63L64 95V97H63V95H62V93H59L60 91H59V89H58V92L56 91V88L55 87H50L49 85L48 86H46L45 84H48V80L47 79H45L44 81H45V83L43 84V83H41V81L38 79V80H33V79H30L28 76H29V74L27 73V77L30 79V80H32V82H30V80H29V82H30V84H31V88L33 89V87H34V89L31 91L32 93H35V94H37V95H43L42 94V91H43V93H44V97H46V93H48L47 94V98L49 99V101L51 100V105H52V101L53 102H55L56 101V105H58V107L57 106H55V107H57V109L59 108V109H61L60 111H61V113L62 112H64V115H62V114H60V116H62V118L60 117L59 118V120H57L58 119V113L55 111V114L58 116H56L55 115V117H54V111L52 112V111H48V113L50 112V114L51 113H53V117H51L52 116V114H51V116H49L50 117V119L48 118V119H46L47 120V122H45V123H43V126L44 127H42V129L44 128V131L42 130V131H40L39 132V134L37 133V135H35V136H30V134L32 135L33 134V132H29V131H31V129L28 131V129H27V131H28V138L29 139H34L33 141H31V142H34V143H32V144H34V146H35V144L37 145V144H39L38 142H43V140H44V144L43 145H41L40 146V148H39V146H35V150L33 149V150H31V149H28L29 148V146L27 147H25L24 145V143H22V145L20 146V148L15 152L16 154H14V152L12 153V152H10V153H12V155H11V157H13V160H14V162L15 163H13V164H11L10 165V169H9V171H7V172H9L8 174H7V177L9 176V182H15V181H18V182H16V183H19V181H20V183L19 184H16V183H13V184H16V187H15V185H13L15 188H16V192L18 191V193H16V194H18V196H20V197H17V198H15V195L14 194H11L8 198H5V197H2V199H4L3 201H5L6 202V204H8L7 205V208H11V207H13V208H15V207H17L16 209H18L19 211L21 210V211H23L24 210V212H26V211H30L31 213H29V214H27V223H28V227H26V229H23V231H21V232H23V233H21V238L20 239H18L17 237H18V235H15L14 236V234H13V231H15L17 228V226H16V224H14L15 223V220L12 222L14 225V227H12V228H10V229H7V230H4L5 232H4V234H6L7 233V235H9V236H7L6 238H8V241L10 240V239H14V237H16L17 239H18V241L16 242L15 241V239H14V242L15 243H17V245H18V247L19 248H17L16 247V249H15V247H13V248H11L10 250H9V248H8V250H7V248L5 249V248H3L4 246V244H3V240L5 239V237H4V235H1L0 236V244L2 245V247H1V245H0V264H26V263H28L29 262V260H30V258H32V259H35L37 256V260H39L38 258H40V260H41V262H44V264H107V263H104V262H102V259L101 258H99L100 257V255L98 254L100 251H102L103 253H104V251H105V248H106V250H107V248L109 249V247H107L104 243L106 242V241H108V237L111 235V238H109V244L110 245H114L113 243L117 240L116 238H115V241L114 242H111V241H113L114 240V237H117L118 235H119V230L122 232L123 230L125 231V233H127V230H128V233L130 234V236H133V235H135V233L137 232L138 234H140V238L139 239H144V238H147V237H145V236H147V234H148V232H146V230H151L150 232L151 233H153L154 234V236H156L157 238H156V241H153V242H157L158 243V246H160V247H162L163 248V251L165 252V254H166V257L168 258L167 260H168V262H169V264H179V262H180V264H185L186 262L188 263V258L190 257V255L192 254L191 253V251L189 250L188 251V249L187 248H185V246H183L184 244H183V242L184 241H187V239H188V242H187V246H190V244L191 243H193V242H191V241H193L190 237H192L189 233H191L194 229L196 230H194V232L195 233H197L196 234V236H197V240H200V243H199V241L198 242H196V247H197V250H198V252H199V255H200V253H201V255L199 256L200 258V260H201V262H202V264H218V263H220L221 261L219 260V261H214L213 262V260H211V259H213L211 256H207V257H204L203 256V251H202V249L200 248L203 244H205L204 242H206L207 241V239H208V241L210 240V244H212L211 245V247H216L217 249H218V251H220L221 253L223 252V253H225V252H228V261L225 259V261H227L228 262V264H249L250 262H252V260H258V252L261 250V249H259L258 247L256 248H254L253 250H255V252L256 251H258V252H256L257 253V255H254L253 254V252L254 251H252V249L251 248H248V247H242L243 249H242V251L241 250H237V249H235V248H233V247H231V246H228L227 244V240H229V238L232 236V237H237V235L240 237V236H242V235H244L245 233H246V235L248 234V235H252V234H254V232H255V234L257 235V237L258 238H261V240L262 239H264V226H259V227H261L260 228V230L258 229V231H255L254 229H252V226L251 227H249L248 226V223H253V222H255V220H256V215H258L259 213L258 212H261L260 210H263L264 209V188L262 189V188H258V186H255V184L250 180L249 181V177H247V176H249V174L250 173H248V172H250V171H248V170H250V167L252 166V162L250 163V161L252 160V158L250 159V157L251 156H245L244 158H243V156L241 157V156H239V155H237V154H234L235 153V151H236V149L235 150H233V148H232V143L231 144H226L227 143V141L228 140H230L231 142L233 141V138H230V134L231 133H236V130H231V132L229 133L228 131V129H227V125H226V121L224 120V118H223V116H224V113H223V111H224V109L222 108V106H218V107H215V108H217L216 110H215V108H212V110H214V111H212L211 110V107H213V105H210L211 107H210V110H208V108L207 109H205L204 107H202L200 104H192V103H190L188 100H185V97H190V95H193L194 94V92L196 93L197 92V86L196 85H198V84H200L201 82H203V83H201L200 85H204V81H205V78H208V79H210V77L212 78H214V76L215 77H217L216 75H218L217 73H220V71H221V69L222 68H225L226 66H227V64H233L234 62H235V60H234V53H231V55L229 54L227 57H225V66L222 64V63H224V62H220V57H218L217 58V54L215 55V53L214 52H216L215 51V49H213L212 48V50L210 51V50H207L208 48L209 49H211L210 48V46L212 47L213 46V43L211 42V37H212V39H215V37L216 36H214L213 34H211V37H210V42H209V40H208V33L206 32V31H204ZM108 35H109V37L108 38H105L107 41L108 40H110V39H112L113 38V34L112 33H110V32H108ZM244 35L245 34H243V39L244 40H246V35H245V37H244ZM241 36H242V34H241ZM76 37V36H75ZM207 37V41L205 40V38ZM38 38V37H37ZM135 38V37H134ZM201 38V39H200ZM26 39L29 41H27L26 43L28 44L29 43V45H28V47H27V53H25L24 55H25V57H26V59H28V62H32V60L31 59H34L35 57V59H34V61L36 60V61H39L38 59H40V60H42V58L44 59V58H46V57H48V56H52V55H55L54 54V50L53 49H51V48H53L52 46H51V44H50V42H49V50H48V52H46V53H44L43 55L41 54V53H33L32 52V49L33 50H37L38 51V48L37 49H35L36 48V44L38 43V41H37V39H36V41H35V38L33 37V38H30V39H28L27 37H26ZM25 39V40H26ZM33 39H34V41H33ZM154 39V40H153ZM54 40V41H53ZM51 42H54L55 43V39H53ZM199 40H201V41H199ZM168 41V42H167ZM204 42V43H203ZM262 42V43H261ZM261 42H256V40L254 41V39H252V44H253V46H256L257 44V47L259 46V48H261L260 50L261 51H259L260 53L262 52V47L264 48V41L262 40ZM54 43L52 44V45H54ZM160 43H161V46H160ZM175 43V44H174ZM203 43V44H202ZM206 43V44H205ZM260 43V44H259ZM162 44H164V45H162ZM168 44V45H167ZM171 44H172V46H171ZM200 44H202L203 46H205V47H203V49L204 50H202L201 49V51H200V48H201V45ZM261 44H263V45H261ZM36 45V46H35ZM112 46L111 47H115L116 46V43H112L111 44ZM133 45V44H132ZM209 45V46H208ZM31 46H32V48H31ZM51 46V47H50ZM101 45H99V47H100ZM104 45H102L101 47H100V52H101V50H103L104 49V47H103ZM125 46H127V45H125ZM125 46H123L122 48H121V50L120 51H124L125 49H127V48H129L130 46H131V44L129 45V46H127V48L125 47ZM154 46V45H153ZM174 46V48L172 49V47ZM200 48H199V47ZM33 47H35V48H33ZM159 47V48H158ZM167 47V48H166ZM169 47V48H168ZM31 48V49H30ZM103 48V49H102ZM124 48V49H123ZM191 48H193L194 49V51L191 49ZM246 48H248L247 46H246ZM160 49H162V51H163V59L161 60V61H159L160 59H159V52H160ZM184 49V50H183ZM53 50V51H52ZM167 50V51H166ZM198 50H199V52H198ZM264 50V49H263ZM119 51V52H120ZM158 51V52H157ZM170 51H171V54L169 55V53H170ZM174 51V52H173ZM189 51V52H188ZM202 51L204 52V53H202ZM207 51V52H206ZM209 51H210V53H209ZM169 52V53H168ZM188 54H187V53ZM196 52H198V53H196ZM200 52L202 53V54H200ZM211 52L213 53V54H211ZM31 53V54H30ZM88 53H89V55H88ZM95 52H91V50H87V53H86V56L85 57H87V60L86 61H89V64H87L86 63V65L87 66H92L93 64H92V61H94V60H96V59H99V57L100 58H102V56H99V55H97V54H94ZM244 52H242V51H240V54H243ZM263 53V54H262ZM261 53V56H259L258 57V59H259V61L256 59V61H255V63H263L264 64V52H262ZM175 54V55H174ZM187 54V55H186ZM189 54H190V56H189ZM199 54V55H198ZM30 55V56H29ZM47 55V56H46ZM97 57H96V56ZM169 55V56H168ZM172 55V56H171ZM206 55V56H205ZM27 56H29V57H27ZM32 56V57H31ZM111 56V55H110ZM114 57H116L115 55H113ZM76 58V55L74 54L73 56H71V60L73 61V62H75V58ZM91 57L92 58H94V60L93 59H91ZM96 57V58H95ZM114 57H110L111 59H113ZM171 57H173V58H171ZM233 57V58H232ZM1 59L0 60H5L4 58H3V56H1L0 57ZM90 58V59H89ZM167 58V59H166ZM263 58V59H262ZM116 59H117V57H116ZM121 59H123V58H121ZM120 59V60H121ZM220 59V60H219ZM30 60V61H29ZM114 60V59H113ZM165 60V61H164ZM216 60H218V61H216ZM229 60V61H228ZM263 60V61H262ZM71 61V62H72ZM116 61V60H115ZM122 61V60H121ZM230 61H232V63L230 62ZM170 62V63H169ZM230 62V63H229ZM145 63V64H144ZM149 63V64H148ZM168 63H169V65H168ZM90 64H92V65H90ZM168 66H167V65ZM219 64H221V65H219ZM62 66H64V65H62ZM60 67V68H57L56 70H55V73H57V71H58V73L60 72V74L59 75H61L62 76V79H63V77L65 78V80L67 79V80H69V79H72L73 78V76H74V68H75V66L72 64V63H70L69 62V64L67 63L64 67ZM175 66V67H174ZM195 66H196V69H195ZM208 66V68H204V67H207ZM220 66V67H219ZM221 66H222V68H221ZM224 66V67H223ZM73 67V68H72ZM214 67V68H213ZM62 68V69H61ZM71 69V71H70V69ZM174 68V69H173ZM190 68V69H191ZM64 69V70H63ZM66 69V70H65ZM138 69H139V71H138ZM210 69H212V70H210ZM196 70V71H195ZM210 70V71H209ZM69 71V72H68ZM181 71V72H180ZM196 72H199L200 73V79H194L195 78V76L194 75H192L193 73H196ZM69 73V74H68ZM138 75H137V74ZM171 73L173 74L172 76L173 77H175V78H177V79H179V80H177V79H175V78H172L173 79V81L175 80V82H171L174 86H173V90H174V92H172L173 90H168L167 88H166V86H167V82H168V80L170 79V77H172L171 76ZM68 74V77H70V78H68L66 75ZM70 74H72V75H70ZM137 76H136V75ZM198 74V73H197ZM176 75V76H175ZM182 75H184L183 77H181ZM189 75V76H188ZM202 75V76H201ZM264 75V74H263ZM52 76H54V74H52ZM67 78H66V77ZM207 76V77H206ZM244 76V75H243ZM243 76H241V77H243ZM51 77V76H50ZM60 77V76H59ZM140 77V78H139ZM204 77V78H203ZM247 77V76H246ZM246 77H244L245 78V83H247L246 82ZM52 79H53V77H51ZM137 78V79H136ZM142 78V79H141ZM234 78H235V80H240L241 78H239V79H237V76L235 77L234 76ZM243 78V79H244ZM264 78V77H263ZM102 79V80H101ZM167 80V81H164V80ZM182 79V81L185 79L186 81L185 82H183V83H185V84H190L188 81L190 80V79H194V80H192L193 81V83H192V85L190 86L189 85V87H191L190 89L189 88H187L186 90H184V87L181 85V87L180 88H178V85H180L181 83H179V82H182V81H180ZM187 79H189L188 81H187ZM242 79V80H243ZM47 80V81H46ZM66 80V82H69V81H67ZM161 80V81H160ZM201 80V81H200ZM211 80V79H210ZM213 80V79H212ZM220 79L219 78H215L213 81L215 82H213L214 84H219V82L221 81H219ZM39 81H40V83H39ZM52 81V80H51ZM55 80L53 79V82H54ZM179 81V82H178ZM191 81V80H190ZM191 81V82H192ZM194 81L196 82V83H194ZM247 81H248V78H247ZM18 83L20 82V81H17ZM17 82L16 83H12V82H10V87L12 88V86L15 84H17ZM71 82V81H70ZM100 82V83H99ZM166 82V83H165ZM186 82H188V83H186ZM264 82V79H262V81H261V84ZM107 83V82H106ZM161 83V84H160ZM182 83V84H183ZM239 83V82H238ZM20 84V83H19ZM38 84V85H37ZM41 84H42V86H41ZM144 84V85H143ZM156 84H158V85H156ZM166 84V85H165ZM185 84H183V85H185ZM215 85V87L217 88H219V86L218 85ZM32 85H33V87H32ZM43 85L45 86V87H47L46 89L45 88H43ZM104 85V84H103ZM186 85V86H187ZM263 86H264V83L262 84ZM39 88H38V87ZM105 86V85H104ZM103 86V87H104ZM233 86V85H232ZM232 86H231V88H232ZM237 86V85H236ZM16 87H17V89H15V87L13 86V90H16L17 92H20L21 91V96H22V94H23V96L21 97V99L23 100V102L21 101V99L19 100V103H23L24 105L26 104V106H28L27 108H26V106H25V108H24V111L25 112H23L25 115L23 116L22 115V117H23V119L25 118H27L29 115H30V113L29 112H32V114L33 113H35V107H37V109L40 107V106H38V103H39V101H38V103H36V104H34L36 101L33 99L34 97H35V94H28V93H26L25 92V90L23 89L22 90V88H21V90L20 89H18V85H16ZM49 87V88H48ZM96 87H98V88H96ZM215 87H214V89H215ZM235 87V86H234ZM54 88V89H53ZM142 88H143V90H142ZM163 88H165L164 90H163ZM186 88V87H185ZM217 88V90H216V92H220V90L222 91V92H224L223 94L225 95V96H228L229 94H228V91L226 90L225 91V89L223 88V87H220L219 89ZM38 89V90H37ZM42 89V90H41ZM52 89V90H51ZM9 90H11V89H9ZM98 91V92H95V91ZM102 90L103 91H105V92H103L102 93ZM111 90V91H110ZM114 90V89H113ZM117 90V89H116ZM130 92L131 90V94H132V92H133V94L135 93V92H137L138 94L139 93H141L140 94V96H142L143 94H142V92L144 93V95L143 96H145V95H147L149 98H151V102H153L155 105H159V107H160V109H157V108H155L154 107V105L152 106L151 104H147L146 102L144 103V102H142V101H139L138 100V98H135V96H131V97H129V99H131V100H133V102L131 101V103H130V100H128L127 99V101H125L126 100V97L124 98L122 95H124V94H126V92H128V91ZM163 90V91H162ZM188 90V91H187ZM126 91V92H125ZM163 92V93H161V92ZM189 91H193V92H189ZM25 94H24V93ZM37 92V93H36ZM171 92H172V94H171ZM260 92H262V90L260 91V89H259V94L258 95H260V94H263V92L262 93H260ZM40 93V94H39ZM57 93H58V95H57ZM95 93L97 94L96 96H95ZM129 93V94H130ZM203 93H205V94H203V100L204 99H208L209 101H210V103H213L214 101H215V99H216V97L217 96H215L216 94H215V92L213 91H204ZM59 94H61V96L59 95ZM91 94V93H90ZM165 94H166V96L167 97H165V98H167V99H169L168 101H167V99H165L164 98V96H165ZM211 94H213V96H215V97H213ZM29 95H31V96H29ZM120 95H121V97H120ZM162 95H164L163 96V98H164V100L166 101L165 103H167V104H158V102L161 100V97H162ZM185 95H187V96H185ZM223 95V96H224ZM33 96V98L31 99V98H29V97H32ZM52 96H53V98H52ZM56 96H57V98L58 99H56ZM59 96V97H58ZM65 96H67L68 98H66ZM103 96V97H102ZM119 96V97H118ZM230 96V95H229ZM257 96V95H256ZM42 97V96H41ZM61 97V98H60ZM80 97V98H81ZM84 97V98H83ZM205 97V98H204ZM26 98V99H25ZM66 98V99H65ZM89 98H91V99H89ZM121 99V98H124V99H121L120 100V102L122 101V100H124L123 101V103H119V100H117V99ZM154 98V99H153ZM182 98H183V100H182ZM258 98V97H257ZM64 99V100H63ZM134 99H136V100H134ZM214 99V100H213ZM31 100V101H30ZM42 101H44V99H41ZM40 100V101H41ZM59 100V101H58ZM61 100V101H60ZM114 100V101H113ZM115 100H117L118 101V103H117V101H115ZM212 100V101H211ZM26 101H29V103L27 102L26 103ZM35 101V102H34ZM129 101V102H128ZM136 101L138 102H140V103H136ZM163 101V100H162ZM162 101H160V102H162ZM100 102V103H99ZM125 102V103H124ZM128 102V103H127ZM142 102V103H141ZM159 102V103H160ZM164 102V101H163ZM3 104H5V107H7L8 105H9V103H7V102H2ZM43 102H40L39 104H42ZM58 103V104H57ZM102 103V104H101ZM135 105V107H133L134 105ZM255 103L256 102H254V105H255ZM8 104V105H7ZM32 104H33V107H30V106H32ZM49 104V103H48ZM62 104V105H61ZM101 104V105H100ZM126 104V105H125ZM140 104V105H139ZM187 104V105H186ZM22 105V104H21ZM24 105H22V106H24ZM36 105V106H35ZM140 108H142V109H138L139 107ZM149 105H151V106H149ZM12 106V105H11ZM48 106H50V105H48ZM54 106H50L51 108H54ZM107 106V107H106ZM10 107V106H9ZM49 107V108H50ZM104 107V108H103ZM136 107H138L137 108V110L139 111V113L140 114H137L138 113V111L136 110ZM155 109H154V108ZM191 107V108H190ZM252 113H253V111H254V113H255V111H256V113L255 114H253V116H251L252 115V113L250 114V115H248V127H247V129H252V128H254V130L255 129H257V130H259L258 128H259V126L261 125V123H262V119H260V117L262 118L264 115H262V114H264V109H262L263 107L261 106V105H259V103L257 104V106L255 105V106H253L252 105ZM262 107V108H261ZM49 108H48V110H49ZM95 108H96V110H95ZM106 108V109H105ZM129 108H131V109H129ZM135 108V109H134ZM189 108V109H188ZM203 108V109H202ZM219 108V109H218ZM255 108H256V110H255ZM29 109V110H28ZM37 109H36V111H37ZM56 108H54V110H55ZM64 109H65V111H64ZM132 109H133V111H132ZM154 109V110H153ZM202 109V110H201ZM223 109V110H222ZM53 110V109H52ZM109 110V113L107 112ZM131 110V111H130ZM134 110H136L137 111V113L135 114V112L136 111H134ZM221 110V111H220ZM258 110V111H257ZM59 111V110H58ZM97 111V112H96ZM132 112V113H130V112ZM209 111V112H208ZM263 111V112H262ZM112 114H111V113ZM143 112H145V113H143ZM149 112V113H148ZM212 112H214V113H212ZM218 112V113H217ZM261 112V113H260ZM106 113H108V115L106 116V117H109V118H112L113 119V123L115 122V124L116 125H120V126H125V125H127V124H130V123H132L131 121H126V122H122V120H126L127 118H129V119H131V117H133V116H136V117H139V116H147V118H149V119H153V120H151V124H152V127L151 126H149L148 128H152V130L153 131H155V134L156 135H160V136H163V135H169L168 137H169V139L165 136V139H159L158 137H153V136H148L149 134H148V131L150 130H147V136H145V138H143L142 140H141V147H138V145H137V143H136V141H134L133 139H131V137H129V135H130V133H131V131H133L134 129H136V128H142V126H140L137 122H133L132 124H137L136 126H135V128H134V125H133V127H130L129 129L128 128H124L123 126H122V128L120 127L119 129H118V127H117V131L115 130V129H113V130H111L110 131V127H108V125H107V123L105 122V121H103V117H104V114H106ZM122 113V114H121ZM147 113V114H146ZM195 114V116L197 117L196 119V121H197V124H193V127H192V123H194L193 121L191 122V120L190 119H188V114ZM212 113V114H211ZM221 115H220V114ZM223 113V114H222ZM258 113H260V114H258ZM27 114V115H26ZM103 114V116H101ZM142 114H144V115H142ZM49 115V114H48ZM212 115L213 116H215L216 118L214 119V117L212 118ZM256 115V116H255ZM260 115V116H259ZM262 115V116H261ZM26 116V117H25ZM166 116V117H165ZM255 116V117H254ZM30 117V116H29ZM101 117V118H100ZM155 117V118H154ZM219 117H221V118H219ZM250 117V118H249ZM251 117H253V120H252V118ZM56 118V120L57 121H59L58 123H57V121H55L54 119ZM158 118V119H157ZM255 118V119H254ZM154 119H157L158 120V122H157V120H156V122L154 121ZM212 119H214V120H212ZM94 120V121H93ZM163 120V121H162ZM51 121V123H49V122ZM119 121V122H118ZM161 121V122H160ZM166 121V122H165ZM252 121V122H251ZM56 122V123H55ZM101 122V123H100ZM103 122V123H102ZM121 122V123H120ZM130 122V123H129ZM150 122V121H149ZM148 122V123H149ZM154 122V123H153ZM160 122V123H159ZM214 122V123H213ZM66 123V122H65ZM124 123H126L125 125H124ZM198 123H201L200 125L198 124ZM252 123H253V125H252ZM49 124V125H48ZM51 124H54L53 126H51ZM63 124H64V126H63ZM109 124V123H108ZM155 126H154V125ZM158 124H160V125H158ZM24 125V124H23ZM68 125V124H67ZM149 125V124H148ZM147 125V126H148ZM162 125H165L164 127H166V128H164L163 129V126ZM180 126L181 125V127H179V128H177L178 126ZM187 125V126H186ZM189 125H191V126H189ZM199 125V126H198ZM257 125V126H256ZM108 127V128H106L105 129V127ZM132 126V125H131ZM177 126V127H176ZM200 126H202L201 128H199ZM254 126V127H253ZM24 127V126H23ZM49 127V128H48ZM58 127V128H57ZM256 127V128H255ZM28 128V127H27ZM36 128V127H35ZM132 128H133V130H132ZM182 128V129H181ZM192 128V129H191ZM219 128V129H218ZM24 130H26L25 128H23ZM37 129V128H36ZM48 130V132H46L47 130ZM123 129V131H121ZM131 129V130H130ZM161 129H163L164 131L162 132V130ZM179 129V130H178ZM181 129V130H180ZM204 129H206L205 131H207L206 132V136H207V138H209L208 140L210 141V142H212L211 144H209V146L211 147V148H209V146H207V148L205 147V149H201L202 150V154L201 153H199V147H198V143L196 142V141H192V140H190L191 138H192V135H194V133H195V131L196 130H199V131H201V130H204ZM35 130V129H34ZM58 130V131H57ZM72 130V131H73ZM97 130V131H96ZM124 130H126L125 131V133L123 134V133H120V132H124ZM151 130V131H152ZM184 130H185V132H184ZM209 130V131H208ZM50 131V132H49ZM78 130H75V132H77ZM96 131V132H95ZM109 131V132H108ZM120 131V132H119ZM161 131V132H160ZM216 131V132H215ZM226 131V132H225ZM44 133V135H46L47 134V136H45L44 138H43V140H40V133ZM112 132H114V133H116V134H114V133H112ZM180 132V133H179ZM225 132V133H224ZM27 133V132H26ZM100 133H101V136H103L102 138H100L99 136H100ZM112 133V134H111ZM104 134V135H103ZM113 134H114V136H113ZM125 135H126V137H125ZM131 135L132 136H134V137H136V136H138V135H134V133L132 132L131 133ZM130 135V136H131ZM209 135V136H208ZM219 135V136H218ZM223 135V136H222ZM239 136L240 134H236V136ZM14 136V135H13ZM51 136V137H50ZM55 136V137H54ZM111 136H112V139H111ZM121 136H123V139H125L124 141H122V142H119V144H117V145H109V143L112 141V140H114L115 138H121ZM180 136H182L181 138H180ZM189 136H190V138H189ZM212 136V137H211ZM225 136H227V139H226V137ZM37 137V138H36ZM57 137V138H56ZM147 137V138H146ZM215 137V138H214ZM14 138V140L16 139V137L14 136L13 137ZM12 138V139H13ZM48 138V140H46ZM110 138V139H109ZM114 138V139H113ZM120 138L118 139V141L120 140ZM129 138V139H128ZM213 140H212V139ZM241 138V137H240ZM245 138V137H244ZM244 138H241V140L242 139H244ZM36 139V140H35ZM37 139H39V141H37ZM60 139V140H59ZM130 140V141H128V140ZM150 139V140H149ZM216 139H218V141H216ZM222 139V140H221ZM70 142H69V141ZM106 140H108V141H106ZM111 140V141H110ZM171 140V141H170ZM184 142H183V141ZM224 140H225V142H224ZM241 140H240V144L242 143L243 144V146L245 147H243L242 145H240V147L242 148V151H244V150H248L249 148L251 149V147L253 148V146H248L249 144L246 142V141H244V140H242V142H241ZM17 141H18V143H19V141H21L20 139L18 140L17 139ZM36 141H37V143H36ZM79 141V140H78ZM82 141V142H81ZM84 141V142H83ZM121 141V140H120ZM148 141H150L151 143L152 142H154V144H152V146L153 147H155V149H152V150H154L156 153L157 152H159V154L157 153V155L160 157L161 155H165V157H169L170 155L173 157V158H175L174 160H173V158L171 159V160H168V162H166V163H169L167 166H166V163H161V164H152L150 161H144L143 159H140L139 160V158H141L142 156H139V155H143V153H141L142 151L141 150H143V144H145V143H147ZM229 141V142H230ZM243 141H244V143H243ZM40 142V143H41ZM47 142V143H46ZM92 142V143H93ZM172 142V143H171ZM177 144H176V143ZM21 143V142H20ZM19 143V144H20ZM46 143V144H45ZM74 143H77V145H79V149H77L78 147H77V145H75ZM175 144V146L178 148V152L175 150L174 152H176V153H174V152H170V149L172 148V147H174V145L172 146L171 144ZM220 143H223V144H226V146H224V145H217V144H220ZM72 144H73V146H72ZM121 144V145H120ZM183 144V147L181 148V149H179V147L178 146H180V145H182ZM252 144H254V143H252ZM70 145V146H69ZM155 145V146H154ZM171 145V146H170ZM245 145H247L249 148H247V146H245ZM45 146L47 147L46 149H45ZM117 146V147H116ZM119 146V147H118ZM224 146V147H223ZM255 146V145H254ZM72 148V150H71V148ZM229 147V148H228ZM231 147V148H230ZM42 148H43V150H42ZM89 148V149H88ZM224 148H226V149H224ZM38 149V150H37ZM67 149H69L68 150V152H66V150ZM122 149V150H121ZM248 150L247 151V153H249V151H250V153L249 154H251L252 153V150ZM45 150V151H44ZM74 150H75V153H74ZM89 150V151H88ZM121 150V151H120ZM124 150V151H123ZM230 150V151H229ZM34 151H35V153H34ZM41 152V153H38V152ZM44 151V152H43ZM73 151V152H72ZM123 151V152H122ZM153 151V152H154ZM45 153V154H43V153ZM118 152H120V154L118 153ZM38 153V154H37ZM71 153H73V154H75L74 156H73V154H71ZM81 153H84V157L87 159V160H85V163L84 164H81V165H79V163H78V161L77 160H79L80 158H81ZM122 153V154H121ZM185 153V154H184ZM223 153V154H222ZM232 153L234 154L233 155V158H232ZM25 154H26V156H25ZM40 154V155H39ZM80 154V155H79ZM107 154V155H106ZM114 154V155H113ZM118 156V158H117V156ZM129 154V155H128ZM170 154V155H169ZM190 154H192V155H199L198 157H199V159H201L202 161H201V163H202V166H204V167H210V166H212V168H213V170H212V173L211 174H214L217 170H219L218 168H220V172L221 173H223V176H226V175H228V170L230 171V172H232L231 170V167H229L228 165H227V162L228 161H230L235 167H237L238 169L239 168H243L244 170H245V172H246V184L244 185V186H240V188H234L235 190H233V192L234 193H232V194H227L226 195V193H222V195H221V192L220 191H218V193H217V189H215V187H206L205 185H200V184H198V182H199V180H198V178H197V176H195V175H193L192 176V174H191V169L193 168L192 166H190L189 164H191L192 163V161H191V159H190ZM226 154H228V155H226ZM231 154V155H230ZM35 155V156H34ZM86 155V156H85ZM120 155H122V156H120ZM124 155L126 156V157H124ZM131 155V156H130ZM135 155H136V157H135ZM185 155V156H184ZM236 155V156H235ZM248 155V154H247ZM25 156V157H24ZM68 156H69V158L70 159H68ZM133 156H134V158H133ZM237 156H239L238 158H237ZM15 157V158H14ZM32 157H35L34 159L35 160H33L32 159ZM36 157H38V158H36ZM40 157V158H39ZM74 157V158H73ZM78 157V158H77ZM90 159H89V158ZM179 157V158H178ZM201 157V158H200ZM209 159H208V158ZM229 157H231L230 159H232V160H230L229 159ZM25 158V159H24ZM43 158V159H42ZM45 158V159H44ZM53 158V159H52ZM77 160H76V159ZM93 158H94V156H93ZM131 158V159H130ZM136 158H138V159H136ZM185 158V159H184ZM234 158H236V162H233V161H235V160H233ZM244 160H243V159ZM247 158V159H246ZM17 159V160H16ZM36 159H37V161H36ZM40 159V160H39ZM42 159V160H41ZM64 159H66V160H64ZM74 160V161H76L77 162V166L79 165V166H81L82 168H84V167H88L89 168V164L92 166V170L91 169H89L88 170V168L86 169H84V172L85 173H81V174H78V175H74V173H71L70 171H69V169H67V171H66V169H63V168H66L67 167V165L68 164H66V163H68L67 161L68 160ZM182 159H184V161H182ZM207 159L209 160V162L207 161ZM244 161H242V160ZM245 159L246 160H249V161H247V164L245 163L246 161H245ZM3 160V158H1L0 159V161H2ZM30 160V161H29ZM32 160V161H31ZM46 161V162H43V161ZM96 160V159H95ZM125 161L126 162V164L125 165H123V166H121V167H119L118 168V172H115V169H114V171H113V169H111L113 166V164H110V163H112V162H116V161ZM143 160V161H142ZM213 160V161H212ZM240 160V161H239ZM16 161L18 162V163H16ZM29 163H28V162ZM36 161V162H35ZM50 161V162H49ZM60 163H59V162ZM69 161V162H70ZM92 163H91V162ZM98 161H100V160H98ZM170 161L172 162V161H174V162H180V161H182L184 164L182 165V166H180V165H177L176 166V164H170ZM203 161H204V163H203ZM41 162V163H40ZM56 162V163H55ZM62 162V163H61ZM131 162V163H130ZM191 162V163H190ZM239 162V163H238ZM12 163V162H11ZM26 163V164H25ZM38 163V164H37ZM54 163V164H53ZM58 163V164H57ZM243 163H244V165H243ZM14 164H16V165H14ZM21 164V165H20ZM23 164L25 165V167L23 168ZM98 164L101 166V168L100 167H98ZM165 164V165H164ZM225 164V165H224ZM237 164H240V165H242V166H244V167H239ZM60 165V166H59ZM62 165H64V166H62ZM163 165H164V167H165V170H166V173L164 174V175H162L161 174V177L159 176L158 177V175H159V169L161 168V166L163 167ZM172 165V166H171ZM250 165V166H249ZM21 167V170H20V172L23 174L24 173V175L22 176L21 174H20V172L18 171L19 169H20V167ZM78 166V167H79ZM107 166V167H106ZM139 166H141V167H145V169H146V173L144 174V175H148L149 173H150V176H152L151 177V179H150V176H146L147 177V179H142L140 176L141 175H139V171H138V167ZM169 166V167H168ZM180 166V167H179ZM228 166V167H227ZM249 166V167H248ZM62 167V168H61ZM81 167H79V168H77V170L78 169H80V171L82 170V168ZM104 167H105V172L106 173H102L101 171H104ZM171 167V168H170ZM201 167V166H200ZM206 167V168H207ZM246 167H248V168H246ZM95 168H98V171H96L97 169H95ZM126 168H128V169H126ZM158 168V169H157ZM217 168V169H216ZM252 168V167H251ZM14 169V170H13ZM63 169V170H62ZM101 169V170H100ZM106 169H108V170H106ZM111 169V170H110ZM169 169V170H168ZM210 169V168H209ZM216 171H215V170ZM231 169V170H230ZM43 170H45V171H43ZM86 170V171H85ZM90 172V170H91V173H89L88 171ZM99 170H100V172H99ZM117 170V169H116ZM173 170V171H172ZM17 171H18V173H17ZM26 171V172H25ZM69 171V172H68ZM79 171V170H78ZM108 171V172H107ZM111 171V172H110ZM137 171V172H136ZM149 171V172H148ZM213 171H215V172H213ZM227 171V172H226ZM248 171V172H247ZM12 172V173H11ZM68 172V173H67ZM113 172H115V173H113ZM134 172V174H132ZM153 172V173H152ZM218 172V171H217ZM2 172L0 171V189H1V177H2V174H1ZM10 173H11V175H10ZM14 173V174H13ZM26 173H27V176L28 177H25L26 176ZM89 173V174H88ZM109 173V176H107V174ZM151 173H152V175H151ZM220 173V174H221ZM225 173V174H224ZM227 173V174H226ZM17 174V175H16ZM85 174V175H84ZM153 174H154V176H153ZM15 175V176H14ZM81 175H83V176H81ZM87 175V176H86ZM101 175V177H99ZM105 175H106V177H105ZM132 175H134V176H132ZM179 175H180V177H182V175L183 176H185V177H187L188 176V178H189V180L187 179V182H188V184H189V186L191 187V189L193 190H195V191H197L196 192V194H198L199 193V195H201V197H205V196H208V197H206V198H211V199H213V200H211V201H213V203L215 202L216 203V206H219V207H221L223 210V212H225V214H226V217L227 216H229L228 214H230V212H232V211H234V210H241V217H240V221H238V222H236L235 223V221L233 222V220H232V218H223V219H221L220 221V223H217L216 225H215V228L216 229H218L217 230V232H216V230H215V233H214V237L215 238H210L211 237V235H213V234H211V231H213L212 230V228H213V226L214 225H212V226H208V230H209V227H211V231H206L205 230V228H203L205 225H203V224H201V223H199V222H197L196 221V219L194 218L193 219V215L191 216V217H188V216H186L184 213H181V211H179V210H181L180 208H178L179 206H177L176 207V205H174L175 206V208H174V206H170V202L172 201V199H174V193H172V192H174L175 190H179L181 193H184L185 191H184V188H183V184H181L182 182V180L181 179H179ZM222 175V174H221ZM21 176L23 177V180H25L26 178H28V179H26V180H31V182L33 183L32 185H31V187H32V189L29 191L28 190V192L26 193V190H23L22 188H21V186H22V184H25L26 182H24L22 179H21ZM53 176V177H52ZM104 176V177H103ZM164 178H163V177ZM222 176V177H223ZM11 177H13V179L11 178ZM24 177H25V179H24ZM29 177H30V179H29ZM66 177V178H65ZM111 177H113V178H111ZM130 177H132L131 178V180H133V181H135V180H137V182L135 183V182H133V181H130V182H133L134 184H140V185H145V187L146 186H148V188H149V186H151V187H154V188H156V189H154L155 191H151V192H149V191H144V193L141 195V197L140 198H142L143 196L145 197V199L143 200V198H142V200L140 199L139 200V202L137 203V204H139L140 205V208L141 207H145V209H148L149 207V211H147V212H144L143 211V209L144 208H141L142 209V213H140L141 212V209L140 208H137V207H139V205H137V207L136 206H134L136 209H138L137 211H135L136 209L134 208V209H132V210H134V211H132V210H130L129 209V211L127 210L128 208H130V207H126L125 205H124V207L123 208H120L119 206H118V204L120 203L119 202V200H120V197L118 198V197H115V200H117L116 202H115V200H114V195L115 194H117L116 192L117 191H119L118 190V187H114L115 185H121L122 184V182L123 183H125L126 181H127V179H129ZM138 177H140V179L138 180L137 178ZM63 178H65V179H63ZM103 178V180H101V179ZM104 178L106 179V180H108V182L107 181H104ZM122 178V179H121ZM262 178H263V176H260L259 177V180L260 181H262ZM69 179V180H68ZM70 179H74V180H77L78 181V184L77 185H72L71 187L69 186V185H71V183H70ZM98 179V180H97ZM114 179H116V181H114ZM117 179H120V182H118L117 183ZM150 179V180H149ZM58 180H60V182L58 181ZM66 180V181H65ZM85 180V181H84ZM88 182H87V181ZM147 180H148V182H147ZM160 180H162V182H160ZM163 180H165V182H169L170 184L168 185H166V183H164L163 182ZM65 181V184L66 185H64V182ZM95 181H96V183H95ZM97 181H100V183H98ZM157 181V182H156ZM23 182V183H22ZM103 182H107V184H109V185H106V187H105V184L103 183ZM129 182V183H130ZM143 182V183H142ZM146 182L149 184H147L146 185ZM154 182H156L157 183V185L154 183ZM160 182V183H159ZM142 183V184H141ZM231 183V185L232 184H234V182L233 181H231L230 182ZM253 183V184H252ZM68 184V185H67ZM79 184H81V185H79ZM83 184V185H82ZM93 184H96V185H93ZM104 184V185H103ZM137 184V185H138ZM153 184H155V185H153ZM198 184V185H197ZM261 185L263 184L264 185V182L262 183H260ZM48 185V186H47ZM59 185V186H58ZM87 185H89V186H87ZM97 185H100V186H97ZM113 185V186H112ZM126 185H127V183H126ZM142 185V186H143ZM234 185H236V184H234ZM249 185H251V186H249ZM20 187L19 189H18V187ZM81 187V189H80V187ZM92 186V187H91ZM161 186V187H160ZM188 186V187H189ZM204 186H205V188H204ZM250 187L249 189H246L247 187ZM78 187V188H77ZM114 187V188H113ZM144 186H143V188H145ZM189 187V188H190ZM199 187V188H198ZM242 187H244V188H242ZM49 188V189H48ZM141 186L139 187V190H142L143 189ZM197 188V189H196ZM22 189V190H21ZM41 189H43V190H41ZM47 189V190H46ZM53 189H54V191H53ZM77 189H79V191L77 190ZM83 189V190H82ZM160 190V191H158V190ZM240 189H241V192H240ZM260 189H262V190H260ZM61 192H60V191ZM63 190V191H62ZM65 190V191H64ZM89 190V191H88ZM116 190V192H114L113 193V191H115ZM243 190V191H242ZM245 190V191H244ZM248 190V191H247ZM251 190V191H250ZM32 191V192H31ZM57 191H59V192H57ZM162 191V192H161ZM205 191H206V193H205ZM257 191H261L262 193H260V195L257 193ZM30 192V193H29ZM44 192V193H43ZM46 192V193H45ZM148 192L150 193V194H148ZM214 192V193H213ZM217 194H216V193ZM252 192V193H251ZM0 193L2 194V192H1V190H0ZM19 193H20V195H19ZM23 195H22V194ZM112 193L114 194V195H112ZM119 193V192H118ZM145 193H147V197H146V195H145ZM154 193V194H153ZM156 193V194H155ZM159 193H162V195L163 196H161L162 197V200H160V199H158L159 198ZM219 193H220V195H219ZM247 193H249V196L247 195ZM257 193V194H256ZM28 194V195H27ZM94 196H92V195ZM213 194H214V196H213ZM216 194V195H215ZM252 194H253V196H252ZM255 194V195H254ZM22 195V196H21ZM24 195H27L25 198L27 199L26 201H24L23 200V196ZM118 196H119V194H117ZM155 197H154V196ZM203 195V196H202ZM14 196V197H13ZM113 196V197H112ZM157 196H158V198H157ZM222 196V197H221ZM256 196V197H255ZM105 197V198H104ZM152 197H154V198H152ZM173 197V198H172ZM243 197V198H242ZM262 197V198H261ZM12 198V199H11ZM91 198V199H90ZM171 200H170V199ZM244 198H252V200L251 201H249V202H251V203H249V202H246V201H244L243 199ZM253 198H254V200H253ZM10 200V203L8 202L9 200ZM106 199V200H105ZM258 200V201H260L259 202V204H258V202H255V200ZM11 200H12V202H11ZM14 200V201H13ZM97 200V201H96ZM100 200V201H99ZM159 200V201H158ZM170 200V201H169ZM19 201V202H18ZM96 201V202H95ZM99 201V202H98ZM105 201V202H104ZM17 202L19 203V204H17ZM91 202V203H90ZM94 202V203H93ZM98 202V203H97ZM109 202H111V203H109ZM142 202V203H141ZM25 203L27 204V205H25ZM34 203V204H33ZM51 205H50V204ZM93 203V204H92ZM105 203V204H104ZM244 203V204H243ZM260 203H262L261 205H260ZM49 204V205H48ZM102 204H104V205H102ZM163 204H165V208H164V206H163ZM167 204V205H166ZM219 204V205H218ZM248 204H249V206H248ZM14 205V206H13ZM19 205V206H18ZM88 205V206H87ZM90 205V206H89ZM109 205V206H108ZM134 205H136V203L134 204ZM143 205V206H142ZM145 205V206H144ZM154 205V206H153ZM26 206V207H25ZM37 206H39V207H37ZM95 206V207H94ZM104 208H103V207ZM105 206H106V208H105ZM112 206H114V207H112ZM248 206V207H247ZM35 207H37V208H35ZM42 207V210H43V212L44 211H46V213L44 214V213H40V211L42 212V210L40 209ZM111 207V208H110ZM117 209H116V208ZM172 207V208H171ZM243 207V208H242ZM253 207V208H252ZM20 208V209H19ZM92 208V209H91ZM110 208V209H109ZM113 208V209H112ZM33 209H35V210H33ZM95 209V210H94ZM101 210L104 214L105 213H110L109 214V218H111L112 219V223L110 224V226H108V227H104L103 228V226H100L101 224L100 223H102V221L107 217L106 215H104L101 211L99 212V210ZM105 209H107L105 212H104V210ZM140 209V210H139ZM152 209V210H151ZM249 209V210H248ZM26 210V211H25ZM33 210V211H32ZM109 210V211H108ZM115 210V211H114ZM118 210V211H117ZM127 210V211H126ZM49 211V213H47ZM122 211H125V212H122ZM162 211V212H161ZM53 212V213H52ZM83 212V213H82ZM113 212V213H112ZM127 212V213H126ZM128 212H130V214L128 213ZM182 212H183V210H182ZM27 213V212H26ZM25 213V214H26ZM34 213H36V214H38V215H34ZM126 213V214H125ZM147 213V214H146ZM178 213V214H177ZM32 214V215H31ZM40 214L42 215V216H40ZM83 214V215H82ZM88 214V215H87ZM91 214H92V216H91ZM123 214H124V216H123ZM130 216V217H128V215ZM244 214V215H243ZM64 215V216H63ZM86 215V216H85ZM132 215H133V217L134 218H136V219H134V218H132ZM161 215V216H160ZM185 215V216H184ZM243 215V216H242ZM36 216V217H35ZM38 216V217H37ZM52 216V217H51ZM85 216V217H84ZM90 217V218H88V217ZM33 217V218H32ZM49 217H51V218H49ZM63 217V218H62ZM68 217V218H67ZM139 217V218H138ZM150 217V218H149ZM162 217V218H161ZM230 217V216H229ZM132 218V219H131ZM148 218V220H149V222H148V224L146 223V225H145V223H143V222H141L143 219L144 220H146ZM159 218V219H158ZM242 218V219H241ZM5 219H7V220H9V217L8 216H6L5 214H3L2 216H0V224L2 225H6L9 221H7V220H5ZM45 219V220H44ZM64 219V220H63ZM68 221H67V220ZM70 219V220H69ZM75 219V220H74ZM114 219V220H113ZM124 219V220H123ZM130 219H131V221H133V222H131L130 221ZM7 221V223L5 222V221ZM30 220V221H29ZM35 220H38V221H36V223H35ZM140 222H139V221ZM195 220V221H194ZM249 220V221H248ZM134 221H135V223H137V225L134 223ZM137 221V222H136ZM11 222V221H10ZM43 222V223H42ZM248 222V223H247ZM12 223H10V226H11V224ZM32 223V224H31ZM39 223V224H38ZM64 223H65V225H64ZM118 223H120L119 225H120V227L122 226V228H119V225H117ZM133 225H132V224ZM140 223H143V224H140ZM150 223V224H149ZM200 225H199V224ZM63 224V225H62ZM89 224V225H88ZM138 224L140 225L139 227H137L138 226ZM204 224H206V223H204ZM208 224L209 225H211V223L210 222H208ZM208 224H206V225H208ZM220 224V225H219ZM235 224V225H234ZM40 225V226H39ZM136 225V227H134V229H133V226H135ZM141 225H144V226H141ZM193 225V226H192ZM202 225H203V227H202ZM237 225V226H236ZM115 227V228H113V227ZM117 226V227H116ZM123 226H125V227H123ZM131 226H132V229H130L131 228ZM152 228H151V227ZM191 226V227H190ZM246 226V228H247V230H244V228L243 227H245ZM100 227V230H101V233H102V235H103V237H107L105 240L104 239H102V240H100L101 238H102V235H101V237H100V235L99 234H101L100 233V230L98 229ZM112 229V231H110L111 229ZM142 229H141V228ZM146 227V228H145ZM205 227H207V226H205ZM5 228V227H4ZM36 228V229H35ZM84 228V229H83ZM117 228V229H116ZM141 230H140V229ZM250 228V229H249ZM98 229V231H97V233H99V234H97L96 233V230ZM102 229H103V231H102ZM110 229V230H109ZM114 229V230H113ZM116 229V230H115ZM139 229V230H138ZM154 229V230H153ZM219 229L221 230V229H223V231H225V232H223L222 230L221 231H219ZM51 232H50V231ZM69 230H71V231H69ZM108 230V231H107ZM145 230V231H144ZM198 230V231H197ZM240 230H242V231H240ZM25 231V232H24ZM47 233H46V232ZM56 231V232H55ZM67 232V234H66V232ZM87 231H89V232H87ZM111 233H110V232ZM114 231V232H113ZM141 231H144V232H142V233H140ZM158 231V232H157ZM200 231V232H199ZM74 232V233H73ZM79 232H80V234H79ZM85 232V233H84ZM109 232V233H108ZM112 232L114 233V236H113V234H112ZM133 232L134 234L132 235L131 233ZM154 232H156V233H154ZM210 232V233H209ZM262 232V233H261ZM10 233V234H9ZM44 233H46V235L44 234ZM53 233V234H52ZM96 233V234H95ZM126 234V235H129V234ZM136 233V234H137ZM198 233H200V236H198L199 234ZM244 233V234H243ZM258 233V234H257ZM26 234V235H25ZM65 234V236L67 237H65V236H63ZM72 234H74V236L72 235ZM79 234V235H78ZM82 234V235H81ZM105 234H107V236L105 235ZM116 234V235H115ZM137 234V236H139ZM159 234V235H158ZM211 234V235H210ZM217 234V236H215ZM27 236V238H28V240H27V238L26 239H24V238H22V236ZM56 235V237H54ZM96 235H99V236H96ZM145 235V236H144ZM220 235V236H219ZM263 235V236H262ZM29 236V237H28ZM40 236H43L42 238H43V240L42 239H40L41 237ZM210 236V237H209ZM219 236V237H218ZM88 237V238H87ZM112 237H113V239H112ZM144 237V238H143ZM224 238V240H223V238ZM231 237V238H232ZM45 238V239H44ZM50 238H52V239H50ZM57 238V239H56ZM98 238H100V239H98ZM160 240H159V239ZM190 238V239H189ZM199 238V239H198ZM228 238V239H227ZM242 238H243V236H242ZM81 239L82 240H84V243H83V241H81ZM112 239V240H111ZM123 239H125V238H123ZM221 239V240H220ZM227 239V240H226ZM12 240H10V241H12ZM24 240V241H23ZM38 240V241H37ZM72 240V241H71ZM90 240V241H89ZM93 240V241H92ZM95 240V241H94ZM98 240V241H97ZM189 240H190V242H189ZM220 240V241H219ZM9 241V242H10ZM21 241V242H20ZM69 241V242H68ZM80 241H81V243H80ZM89 241V242H88ZM101 241V243H99ZM158 241H160V242H158ZM259 241H260V239H259ZM18 242H20V243H18ZM26 242L28 243V244H26ZM55 242V243H54ZM61 242V243H60ZM77 242V243H76ZM86 242V243H85ZM93 242H95V243H93ZM98 242V243H97ZM103 242V243H102ZM182 242V243H181ZM15 243H14V245H15ZM60 243V244H59ZM67 243V244H66ZM79 243V245L77 246V244ZM201 243H202V245H201ZM227 243V244H226ZM85 244V245H84ZM87 244V245H86ZM97 244L99 245L98 247H97ZM103 244V245H102ZM107 244V243H106ZM160 244V245H159ZM17 245H15V246H17ZM66 245H67V247H66ZM70 247H69V246ZM71 245H72V247H71ZM76 245V246H75ZM89 245V246H88ZM91 245V246H90ZM102 245V246H101ZM108 245V244H107ZM110 245H108V246H110ZM201 245V246H200ZM83 246L85 247V249L83 248ZM102 248H101V247ZM104 246V247H103ZM88 247V248H87ZM94 247V248H93ZM96 247V248H95ZM210 247V248H211ZM89 248H91V249H89ZM161 248V249H162ZM178 248H180L181 249V252L183 253V255L181 254V255H179L178 257H177V255H176V258H174L175 256H174V254H171V253H168L169 251H171V250H173V249H178ZM224 248H227L226 250L224 249ZM2 249V250H1ZM32 249V250H31ZM84 249V250H83ZM187 249V250H186ZM201 249V250H200ZM229 249V250H228ZM251 249V250H250ZM5 250V251H4ZM7 250V251H6ZM66 250V251H65ZM90 250V251H89ZM184 252H183V251ZM225 250V251H224ZM69 251V252H68ZM72 253H71V252ZM85 251H87L86 253H85ZM2 252V253H1ZM82 252V253H81ZM84 252V253H83ZM101 252V253H102ZM9 255V257H8V255ZM74 253V254H73ZM185 253V254H184ZM4 254H6V256L4 255ZM32 254V255H31ZM252 254V255H251ZM36 255V256H35ZM185 255V256H184ZM188 255V256H187ZM4 256H5V258H4ZM33 256H34V258H33ZM240 256V257H239ZM257 256V257H256ZM11 257V258H10ZM45 259H44V258ZM186 258V259H185ZM207 258V259H206ZM242 258V259H241ZM43 259V260H42ZM174 259L177 261H174ZM179 261H178V260ZM209 259V260H208ZM252 259V260H251ZM6 260V261H5ZM36 260V259H35ZM169 260H171V261H169ZM182 260H184V261H182ZM186 260V261H185ZM215 260V259H214ZM213 263H212V262ZM255 261H253V262H255ZM26 262V263H25ZM171 262V263H170ZM185 262V263H184ZM227 262H225L226 264H227ZM186 263V264H187ZM222 263V262H221ZM220 263V264H221ZM225 263H222V264H225ZM256 264H257V261L255 262ZM110 264V263H109ZM190 264H196L193 260L191 261V263Z\"/></svg>",
	"mask_w": 264,
	"mask_h": 264
}]
</instances>
